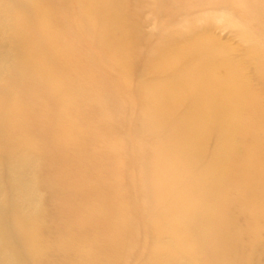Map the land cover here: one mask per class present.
Instances as JSON below:
<instances>
[{"label": "rangeland", "instance_id": "obj_1", "mask_svg": "<svg viewBox=\"0 0 264 264\" xmlns=\"http://www.w3.org/2000/svg\"><path fill=\"white\" fill-rule=\"evenodd\" d=\"M21 1V2H20ZM60 1L61 0H31L30 2H31V4H32V6L30 5V3H29V6L28 7H32V9H36V10H31V7L29 8V10H27V6H25L24 5V1L23 0H14V3H11V5L9 6V5H7L6 3H5V1L4 0H0V8L2 9H0V11H4V12H6L7 13V15L10 13L11 15L10 16H15L16 18H17V21H19V25L17 24L18 22H15V24L17 25V27L15 28V27H13V26H11V24H10V26H9V22L11 21L12 23L15 21L14 19H16L15 17H14V21H12V20H9L8 19V21L7 20H5L6 22H8V23H3V22H5V21H2V22H0L1 24V27H0V44H3V45H6L5 47V49H6V53L4 54V56L6 55L7 57H9L10 56V58H5L4 56H2V59H4L5 58V60H6V62L7 63H9V65L11 66H7L8 68H7V70L9 71V72H6V73H8L9 75H10V77H9V75L8 76H6V73H5V75L4 74H2V78H1V75H0V78H1V81H2V79H3V77L4 76H6V77H8L6 80H7V82H6V80L4 81V79H3V81L5 82V83H3V81H2V83H1V81H0V85H2L3 86V84H4V86H3V91H5V93H3V91L1 90L2 88H0V94L2 95V96H6V97H2V96H0L1 97V99H0V106H1V109H0V114L2 113L1 111L3 110V115H1V117L0 118H2V116H4L3 117V119H0L1 120V122H2V124H0L1 125V127H0V139H1V141H0V145L2 144V146H0V161H2V158L3 159H5L7 156H8V152H11V153H13V152H17V150H19L20 149V151H22L23 150V152L22 153H20V151H18V153H16L15 152V154H10L9 153V155H10V157H16V158H18V156H25L24 158H29V156H30V160L32 161V166H34L35 168V171H34V173H30V175H29V178L32 180V182L34 181V178H35V181H37L38 182V184H36L37 182H33V183H35V184H33V188H34V190H33V196H32V204H31V208L33 207V208H35L36 210H37V212H36V217H37V220H41L42 219V221H43V223L44 222H46L45 223V226L49 229H47L46 227L42 230L41 229V231L40 232H38L36 235L38 236H36V239L41 243L42 242V244H48L49 246H51L50 248V251L47 253V254H45V256H44V262L42 263V264H61V263H66L67 261H70V263H72V264H107L109 261V263L108 264H110L111 262H112V264H125V263H127V264H155V262L153 263V260H152V258L154 259V256H153V254L155 253V245H152V243L154 244V242L152 241L153 239H154V237H155V234L157 233V231H156V229L153 227V226H151L152 227V229H151V227L150 226H148V224L150 225V221L152 220V218L154 219V218H156V217H158V213H148V211H146V210H144L145 209V204H144V200L145 199H141L142 197H145L146 198V195H145V193H144V185H146L144 182L145 181H143L142 179H143V177H142V175H140L141 173H140V170L138 171L139 173H137V166L139 167V162H135V161H138V160H140V159H142V157L144 156V158L142 159L143 161H144V159L146 158L145 157V155L146 156H148L149 158H147V159H145V161H148L147 163H143V162H141L140 161V164L142 163V165H144L145 164V166H146V164H147V166H152L153 165V163H151L152 161H151V157H153V156H149V155H152V153H153V151L152 152H150L151 151V149L153 148V145H155L156 147V149H157V151L158 152H163V153H166V152H170V148H165V147H163V150H162V147H161V149H160V147L157 145V144H159L160 145V141H162L161 140V138H159V136H158V133L157 134H155L156 132L154 131H149L148 132V130H141L142 132H141V134L139 135V133H140V131H139V129L141 128H138L137 127V125L135 124V123H138V124H141V125H138V126H142L143 124H144V122L146 121V119H148V118H150L149 116H153L152 114V112H148L147 110H144V109H149L152 105V102H151V98H146V96H147V93H146V91H145V88L147 87H150V86H154L155 85V83H152V82H156L155 80H157V79H160L161 81H162V79L163 78H166L167 76H168V73H169V71L166 69L165 71L164 70H158V69H156L155 70V67H157V66H161V65H163V63L162 62H160L161 60H164V58L166 57L167 59L169 58V56L171 55L170 53H168V52H171L172 50H171V46H176V44L175 45H171V44H173L172 42H174L173 40H171V38L173 37V35H175L176 34V37H178V35H180L181 37H179V40H178V38H176L175 39V36L173 37V39H175V40H177V43H181V45H183L182 47H188V44H192L193 45V43H195V41L196 40H201V41H206V43L208 44V45H210L211 47H210V52L212 53L213 52V54H214V52H218V53H216V54H218V55H222V57H224L225 59H228V60H230L231 62H232V65L234 66V69L231 67L230 69H228V71H225L226 72V75H225V72H222V75L224 74V76H227V75H229V76H236L239 80H240V82H243L242 84L244 85V86H247V87H252V88H254V89H252L251 90V88L249 89L248 88V90H247V97L248 98H250V99H256V101H257V103L260 105V107H259V105H257V107L261 110V111H264V101H262V100H264V72H262V73H259L257 70H256V63L255 62H253V61H250L249 62V60H248V56H247V54L249 55L250 54V52H249V50L246 48V42L244 41V39H242L240 36H239V34H238V32H237V30L238 29H240V28H242V29H244L246 32H247V34L249 35V39H248V42L251 44V45H253V46H259V45H261V47L259 46L258 48H260L261 50L264 48V5H263V3L262 2H264V0L263 1H260L259 0V3H258V0H254L255 1V6H254V9L252 8V9H250L249 7H246L245 5H246V2L244 1V0H226V1H228L227 3L229 4H226V3H223V5H222V3H220V0H215V1H213L212 3H216L217 5L220 3L221 5H222V7H221V5H219V6H217V5H214L213 7L214 8H216L217 9V7L219 8V9H222V13L220 14L219 13V11H221V10H219V9H217V11L218 12H214L215 10H213L212 11V9H214V8H212V3L210 2V0H201L200 1V3L198 4V2H199V0H192V1H186V0H178L180 3H177V1L176 0H172L173 2H171L170 1V3H172V4H170L169 3V0H168V4H167V0H161V2H159L158 0H153V1H150V0H145V1H147L146 3L147 4H154V1H156V5L158 6L157 8L160 10H158V12H160V17H161V15H162V17L160 18L158 15H159V13L158 12H156L157 11V9H155L156 7H155V5H154V9H153V7L151 8V7H149V5H147L146 3H145V1L144 0H139V1H137V0H134L133 2L131 1V0H126L125 2L123 1V3H124V7L122 8L123 9V13H125V14H123V19H122V21H123V23L124 24H126V25H124L125 27H124V30H122V32H121V37H123V36H125L126 35V37H123V38H125V39H121V37H117L118 35L120 36V34H112V37H113V39L116 37V39H112V38H109L107 41H102V40H97L98 38H96V36L95 35H93L94 34V32L95 33H97V31H98V29L102 26V27H104L105 25H107V23H106V20L105 19H102L103 20V22H102V20H101V22H100V24L101 25H96V22H92L93 23V25H91L90 24V21H88V20H84L83 18V20L81 19V17H84L85 18V16L87 17V15H90V13L91 12H89V14L88 13H86V12H88V11H90L91 9H90V7H92L93 6V8L94 7H97L98 5L96 4V6L94 5V4H90V0H88V2H89V4H87V0L84 2L83 1V3H82V0L81 1H79L77 4H75L74 3V5L76 6V7H74V5H73V2H77L76 0H64V2H62L61 1V3H60ZM67 1V2H66ZM112 1H114V0H111V2ZM149 1V2H148ZM162 1H165V4H167L168 6H165V4H164V2H163V4H159V3H162ZM188 2V5H190V4H193V5H197V7H198V9L200 8V4H201V9H200V11H198V10H196V9H194L193 8V5H191L192 6V8H191V6H188L187 5V3L186 2ZM193 1H195V3H192ZM208 1V2H207ZM35 3V4H33V3ZM37 2V3H36ZM65 2L68 4V2H69V5L67 6V5H64L65 4ZM91 2L92 3H94L92 0H91ZM129 4H128V3ZM130 2H132L134 5H133V8H132V4H130ZM138 2H139V4L140 5H142V7H144L145 5L144 4H146L147 6V8L148 9H153V11L152 10H147L146 11V8L144 7V9H141V11L142 10H145V11H143L144 12V14H143V12L141 13V11L139 10V8L141 7H137V6H139V4H138ZM142 2H144V4H142ZM152 2V3H151ZM175 2V3H174ZM190 2V3H189ZM202 2V3H201ZM203 2H205L204 4H203ZM243 2V3H242ZM87 4V5H85L86 6V8L88 9V10H86V8L84 7V5L83 4ZM97 3V2H96ZM132 8V9H134V12H133V10L130 8V7H127V8H130V9H127V8H125L126 7V5L127 4ZM137 3V4H136ZM206 3H208V4H210L211 3V7H210V5H207ZM20 4H23V5H20ZM58 4V5H57ZM82 4V5H81ZM179 4V5H178ZM186 4V5H185ZM207 6H206V5ZM262 4V5H261ZM34 5H36V6H38V7H40V8H38V10H37V8H33V6ZM58 6L57 8H56V6ZM70 5H71V7H70ZM82 6V8H85V11H83V10H81V11H83V12H85L84 14H85V16H82L83 15V13L79 10H74V9H76V8H79L78 6ZM89 5H92V6H89ZM123 5V4H122ZM127 5V6H128ZM150 5V6H151ZM163 5V6H162ZM174 7H173V6ZM177 5V6H176ZM181 5L183 6V7H181ZM23 6V7H22ZM60 6H62L61 8V10H59V8H60ZM64 6V7H63ZM66 6V7H65ZM73 6V7H72ZM81 6H80V9H82L81 8ZM88 6H89V8H88ZM165 6V7H164ZM178 6H180V7H178ZM185 6V7H184ZM204 6H206V7H204ZM211 8V9H209V7ZM216 6V7H215ZM226 6V7H225ZM263 6V7H262ZM5 9H4V8ZM12 7V8H11ZM22 7V8H21ZM35 7V6H34ZM141 7V8H142ZM187 7H190V9L189 8H187ZM195 8H197L196 6H194ZM8 8H10V10H9V12H7V11H5L6 9H8ZM42 8V9H41ZM73 8V9H72ZM162 8V9H161ZM174 8V9H173ZM181 8L183 9V11H181ZM186 8V9H185ZM203 8H205V9H203ZM206 8L207 9H209V10H207V12H206ZM225 8V9H224ZM256 8H258L259 10L257 11V9ZM23 9H25V10H23ZM70 9V10H69ZM72 9V10H71ZM90 9V10H89ZM95 9V8H94ZM126 9V10H125ZM168 11H167V10ZM171 9H172V12H171ZM177 9V10H176ZM180 9V10H179ZM187 9H188V11H190L191 10V12H189V15H190V13H191V15L189 16L187 13H184V11L186 12L187 11ZM224 9V10H223ZM233 9V10H232ZM235 9V10H234ZM14 10H16V11H14ZM40 10H43L44 11V13H43V11H40ZM130 10H132V11H130ZM263 10V11H262ZM23 11V12H22ZM60 11V12H59ZM68 11H69V13H68ZM78 13L79 12V14L81 15H79V14H77L76 15V12ZM126 11H129V16H127L126 17V15H128V13L126 12ZM149 11V12H148ZM151 11L153 12V13H151ZM174 11H178L180 14H178V15H180L179 16V20L178 19H175V17L177 18L178 16H173L174 18H172V20L170 19L169 21L170 22H173L174 20H177L175 23H174V25L175 24H177V22H182V23H180V24H178V25H176V27L178 26V28L177 29H180L181 27H182V25H184L183 23H185V25H186V18H187V20L189 19H191L190 21L188 20V22H189V24L192 22V18H194L195 16H196V20L193 22V23H191L190 25L189 24H187V26H189V27H187V28H185L184 26V28L187 30V33H185V29H181V31L183 32V33H185V34H189V36H186L185 34H178L179 33V31L180 30H178V33H176L177 32V29L175 28V34L173 33V32H171V30L170 29H167L166 27H168V28H172L173 30H174V26H172L173 25V23H170L169 21H167V22H169L168 24H166L167 22H164V20H163V22L165 23V24H163L162 22H159V20H162V18H164V16L166 15V17H170V14H171V16L175 13ZM209 11H211V13H209ZM227 12V14L226 13H224V12ZM252 11H256L257 12V14L255 15V14H253V12ZM261 11V12H260ZM16 12V13H15ZM27 12V13H26ZM35 13V15H34V13ZM39 12H40V14H43V15H39ZM59 12V13H58ZM133 12V13H132ZM147 12H148V14L149 15H147ZM174 12V13H173ZM196 12V13H195ZM207 13V16L206 15H204L203 13ZM228 12H229V14H228ZM260 12V13H259ZM262 12H263V14H262ZM15 13V14H14ZM26 13V14H25ZM62 13V14H61ZM68 13V14H67ZM135 13V14H134ZM140 13L141 14H143L144 16H145V18H146V20H147V22L149 21V18L151 19L152 18V16L151 15H153V19L152 20H155V22H153L152 20H151V22H149V24L150 23H154V24H152V25H149L146 21H144V17H142V15H140ZM150 13H151V15H150ZM158 15H157V14ZM170 13V14H169ZM182 13H184V14H182ZM205 13V14H206ZM217 13V14H216ZM233 13H234V15H233ZM259 13V14H258ZM22 14H24V15H22ZM47 14V15H46ZM64 14V15H63ZM154 14H156V15H154ZM193 14V15H192ZM226 14V16H231V18H228V17H226V16H224ZM262 14V15H261ZM50 15H52V16H50ZM59 15V16H58ZM76 15V16H75ZM183 15H186L185 17H183ZM188 15V16H187ZM203 15V16H202ZM212 15H214V16H212ZM258 15H260V16H258ZM9 16V15H8ZM7 16V17H8ZM40 16H42V18H44V20L45 21H47V22H45V21H42L43 19L42 18H40ZM47 16V17H46ZM58 16V17H57ZM60 16L62 17V19L60 18ZM67 16V17H66ZM140 16V17H139ZM192 16V17H191ZM210 16H212V17H214V19L212 18V17H210ZM254 16L256 17V18H254ZM39 17V18H38ZM69 17H70V20H69ZM74 17L75 18H77V20L76 19H74ZM89 17H92V16H88V19H89ZM149 17V18H148ZM154 17L158 20L157 21V23H156V19H154ZM180 17H182L181 19H180ZM189 17V18H188ZM203 17V18H202ZM210 19H209V18ZM261 17V18H260ZM8 18H10V17H8ZM11 18H13V17H11ZM64 18H66V19H64ZM130 18V20H128ZM137 19V21L136 20H133V19ZM139 18H140V20H142V22H140V20H139ZM160 18V19H159ZM183 18H185V20H183V21H185V22H183V21H180V20H182ZM202 18V19H201ZM206 18L208 19V20H211V21H207L206 20ZM237 18V19H236ZM240 18V19H239ZM263 18V19H262ZM40 19H42V20H40ZM79 19H81V20H79ZM87 19V18H86ZM92 19V20H91ZM131 19L133 20L132 22H131ZM169 18H165V21L166 20H168ZM174 19V20H173ZM198 19V20H197ZM199 19H200V21H199ZM204 19V20H203ZM261 21H259V20ZM34 20H36V21H34ZM40 20V21H39ZM62 20V21H61ZM75 20V21H74ZM89 20H91V21H94L93 20V18H90ZM225 20V21H224ZM54 21V22H53ZM64 21V22H63ZM73 21V22H72ZM76 21H78L77 22V24H75V22ZM79 21L81 22V23H79ZM83 21H85L84 23L86 24L87 22V24L85 25V24H83ZM87 21V22H86ZM137 23H136V22ZM140 22V24H141V26L139 27V28H141V29H136V33L137 34H140V36H138V38H137V36H136V33H133V32H127V30H132V27H134V26H132V24H137L138 26H139V22ZM198 21V23H197V26L195 25V22H197ZM203 21H206V22H208V24H209V22H210V24L207 26L205 23L206 22H204V23H201V22H203ZM10 22V23H11ZM32 22V23H31ZM34 22V23H33ZM44 22V24H41V23H43ZM71 22L73 23V24H71ZM160 23V26H166L165 28H166V32H164V30L162 29L163 27H161V29L163 30V31H159L158 32V30H157V32H155L156 30H155V28L154 27H156V28H158V27H160L158 24ZM187 22V23H188ZM226 22V23H225ZM256 22V23H255ZM54 25H53V24ZM63 25H62V24ZM64 23H66V24H64ZM68 23V24H67ZM102 23H103V25H102ZM257 23H258V25H257ZM6 26H5V25ZM97 24H99V22L97 23ZM147 24H148V26H147ZM158 25V27H157V25ZM199 24V25H198ZM252 24H254V26H256V28L257 29H259V30H257L254 26H252ZM23 25V26H22ZM25 25V26H24ZM47 25V26H46ZM56 25V26H55ZM72 25H74L75 27H73ZM91 25V26H90ZM97 27H96V26ZM154 25V26H153ZM169 25H171V26H169ZM193 25H195L196 27H197V30L195 29V27H193L194 29H193V31L191 30V26H193ZM235 25V26H234ZM9 26V27H8ZM20 26V27H19ZM64 26H65V28H64ZM79 26V27H78ZM88 26V28H90V30H86L85 31V27H87ZM90 26V27H89ZM144 26V27H143ZM201 26V27H200ZM232 26V27H231ZM39 27H43L44 29H41V28H39ZM50 27V28H49ZM68 27V28H67ZM77 27V28H76ZM81 27H82V29H84V31L83 32H81L80 30H81ZM84 27V28H83ZM92 27V28H91ZM93 27H94V29L95 30H93ZM127 27V28H126ZM182 27V28H183ZM200 27V28H199ZM223 27V28H222ZM252 27H254V28H252ZM262 27H263V30H262ZM8 28V29H7ZM28 28V29H27ZM39 28V29H38ZM71 29V30H65V29ZM79 28H80V30H79ZM164 28V29H165ZM190 28V29H189ZM198 28H199V30H198ZM227 28H229V29H227ZM2 29V30H1ZM11 29H13V30H11ZM20 29H22L21 31H24L25 32V34H26V39H25V41L24 42H22V46H21V53L19 52V50H15V38H16V36H17V33L19 32V30ZM50 29V30H49ZM51 29H55V32L53 31V30H51ZM62 29V30H61ZM77 29V30H76ZM145 29V30H144ZM147 29V30H146ZM153 29L155 30V31H153ZM27 32H26V31ZM60 30H61V32H60ZM144 30V31H143ZM172 30V31H173ZM207 30V31H206ZM252 30H254V32L256 33L255 35H254V32L252 33ZM260 30H262V31H260ZM10 31L12 32V33H10ZM42 31V32H41ZM44 31L46 32L45 34L47 35V33H48V35L46 36L45 34H44ZM53 31V32H52ZM57 31V32H56ZM70 32V34H72L71 36H70V34H68V32ZM73 31H75V33L73 32ZM93 33H92V32ZM151 31V32H150ZM170 31L173 35H171V33H170V36L168 35L169 33L168 32ZM180 31V32H181ZM200 31V32H199ZM229 31V32H228ZM236 31V32H235ZM5 32H7V33H4ZM10 34H9V33ZM15 32V34H13ZM42 34H41V33ZM53 34H52V33ZM65 32H67V33H65ZM81 32V33H80ZM88 32V33H87ZM91 32V34H89ZM125 32H127L126 34H125ZM155 32V33H154ZM192 33V36H190L191 35V33ZM257 32H259L258 34H257ZM261 32H263V33H261ZM74 33V34H73ZM79 33V34H78ZM87 34V36H85L86 34ZM133 34L132 35V38H131V35L130 34ZM147 35H150V37L151 38H153V40L150 38V37H146V34ZM161 33H164L163 35H168V37H170V38H167V36H166V39H168V40H166L163 36V38H162V40L163 39H165L166 41H167V44H168V42L170 43V41H172L171 42V44H168V45H170V47H168V45L165 47V45L164 44H166L165 42H162V40H161V38L159 39V37H160V35H161ZM13 34V35H12ZM65 34H67L68 36H67V38H66V35ZM123 34H125V35H123ZM144 34H145V36H144ZM152 34V35H151ZM178 34V35H177ZM201 34V35H200ZM261 34H262V36H261ZM10 35H12L11 37H10ZM55 35V36H54ZM62 35H64V36H62ZM157 35V37H158V39L155 37ZM183 35H185V36H183ZM205 35V36H204ZM211 35H212V37H211ZM236 35H237V37H236ZM252 35V36H251ZM258 35V36H257ZM49 36V37H48ZM53 36V37H52ZM60 36V37H59ZM72 36H74L73 37V39H72ZM90 36V37H89ZM93 36H95V37H93ZM127 36H128V39H133V40H128L127 39ZM130 36V37H129ZM133 36H135V39H134V37ZM206 36H208L209 37V39H208V37H206ZM239 36V37H238ZM34 37H36V38H34ZM52 37V38H51ZM96 38V39H93V38ZM144 37H146V38H144ZM183 37H185L184 38V40H180V39H182ZM5 38H7V39H5ZM12 38H13V40H12ZM38 38V39H37ZM45 38V39H44ZM67 39V40H65V39ZM71 38V39H70ZM84 38H85V40H84ZM90 41V39L92 40L93 39V41H88L87 39ZM119 38V39H118ZM144 38V39H143ZM147 38H148V40H147ZM199 38V39H198ZM207 38V39H206ZM239 38V39H238ZM255 38V39H254ZM258 38H260L259 40H257ZM11 39V40H10ZM37 39V40H36ZM40 39V40H39ZM60 39V40H59ZM117 39H118V41H120L121 42V45H119L118 44V41H117ZM142 39V40H141ZM149 39H151V42L149 41ZM155 39H157V40H155ZM185 39H187L186 41H185ZM205 39V40H204ZM213 39H215V40H213ZM8 40H9V42L11 43H7L8 42ZM39 40V41H38ZM43 40V41H42ZM53 40V41H52ZM79 40V41H78ZM110 40V41H109ZM117 41L116 43L115 42H113V41ZM125 40V41H124ZM128 40V41H127ZM140 42H139V41ZM143 40H146L147 41V43H146V41H143ZM164 40V41H165ZM7 41V42H6ZM31 41V42H30ZM36 42L37 43V45H36V43H34V42ZM67 41V42H66ZM86 41V42H85ZM98 43L97 41H99V47H98V45L95 43ZM100 41H101V43H100ZM141 41H143L142 43H141ZM154 41H157V42H154ZM159 41H161V43L159 42ZM183 43H182V42ZM255 41H257L256 43H255ZM262 41V43H263V45H262V43H260ZM5 44H4V43ZM40 43V46H39V43ZM64 43V44H62V46L60 45L61 43ZM77 43V44H75V43ZM87 42H89L88 44H87ZM102 42H105L104 44L102 43ZM110 42H112L114 45H116V47L114 46H111L112 45V43H110ZM119 42V43H120ZM136 42H137V44H136ZM139 42V43H138ZM152 42H153V44H152ZM187 44H186V43ZM191 42V43H190ZM217 44V45H219V46H217L215 43ZM7 43V44H6ZM53 43V44H52ZM70 43L72 44V45H70ZM94 43H95V45H94ZM122 43H123V46H122ZM125 43H128V44H125ZM130 43H132L131 45H130ZM154 43H155V45H154ZM176 43V42H175ZM180 43L179 44H177L178 45V47L180 46ZM186 44V46H185V44ZM257 43L259 44V45H257ZM13 44V45H12ZM33 44H35V45H33ZM50 44H51V46H50ZM59 44V45H58ZM100 44H102V46L104 45V47L102 48V46L100 45ZM109 44V45H108ZM124 44L126 45V46H124ZM139 44V46L137 47L136 45H138ZM150 44V45H149ZM153 45V47H151V49L149 48L150 46H152ZM159 44V45H158ZM161 44H162V46L164 45V50L168 47L171 51H168V49L166 50V51H168L167 52V54L169 55H165L164 54V52H163V49H161L159 46H161ZM215 44V45H214ZM69 45V46H68ZM88 45V46H87ZM119 45V46H118ZM147 45V46H146ZM149 45V46H148ZM156 45H158V47L156 46ZM212 45L214 46L213 48H212ZM56 46V47H55ZM92 46V47H91ZM118 46V47H117ZM127 46L128 47H133V49L135 50V49H137V48H141V50H139V52H137V54L136 55H134V54H132V51L133 52H136V51H138V50H136V51H134L133 49L131 50V49H129V48H127ZM143 46H144V49H143ZM217 46V47H216ZM262 46H263V48H262ZM12 47V48H11ZM24 47V48H23ZM50 47V48H49ZM53 47V48H52ZM54 47H55V50H60L61 51V53L63 54V56H62V54L60 53V51H55V50H53L54 49ZM60 47V49H58ZM73 47V48H72ZM75 47H79L78 49L77 48H75ZM82 47V48H81ZM95 49H100V47H101V51L100 50H98L100 53H98V51L97 50H95ZM96 47H98V48H96ZM122 47V48H121ZM134 47H136V48H134ZM145 47H148L147 49L145 48ZM256 47V48H257ZM10 48H11V51H12V53H11V51H10ZM39 48H41V49H39ZM62 48V49H61ZM106 48L107 49H110V50H106ZM119 48H120V50H122V51H120L119 50ZM155 48V49H154ZM156 48L157 49H159L158 51H160V50H162V51H160L162 54V56H161V60L159 59V61H157L156 59H158L160 56V52H158L159 53V55H158V53H157V55H154V53H155V51H157L156 50ZM173 48V47H172ZM177 48V47H176ZM176 48H173V50L174 49H176ZM215 48H216V50H215ZM226 48H227V50H226ZM246 48V49H245ZM27 50V52H26V50ZM52 49V50H51ZM64 49V51H62ZM72 49V50H71ZM76 49H77V51H76ZM83 49V50H82ZM90 49H92V50H90ZM114 49V50H113ZM124 49V50H123ZM128 49V50H127ZM213 49H214V51H213ZM8 50V51H7ZM50 50V51H49ZM82 50V51H81ZM87 52H86V51ZM94 50V51H93ZM106 50V51H105ZM117 50H119V51H117ZM131 50V51H130ZM144 50V51H143ZM146 50V51H145ZM148 50V51H147ZM155 50V51H154ZM9 51H10V54H9ZM43 52V54H42V52ZM52 51L54 52V53H52ZM81 51V52H80ZM89 51L91 52V53H89ZM114 51V52H113ZM117 51V52H116ZM128 51V52H127ZM149 51H151L150 53H149ZM152 51H154L153 52V54H152ZM236 53H235V52ZM263 51V54H264V50H262ZM25 52V53H24ZM39 52H41V53H39ZM56 52V53H55ZM64 52H65V54H64ZM70 52H72V53H70ZM77 52V53H76ZM106 52V53H105ZM109 52H113L114 54H116V55H112V56H110L109 57ZM130 52H131V54H130ZM142 52H144V54L142 53ZM146 52H147V54H146ZM209 52V53H210ZM220 52H221V54H220ZM19 53H20V56H19ZM26 53H28V54H26ZM36 53V54H35ZM46 53V54H45ZM82 53V54H81ZM92 53H93V58H91L90 59V57L89 56H91L92 55ZM96 53V54H95ZM102 53V54H101ZM120 53L122 54V56H123V54L125 55V56H130L131 58H132V56L134 57V59L132 60L130 57H129V59L130 60H132V61H130V60H128V57H122L121 55H120ZM126 53V54H125ZM143 55H142V54ZM166 53V52H165ZM210 53V54H211ZM242 53V54H241ZM50 54V55H49ZM81 54V58H80V55ZM87 54H89V55H87ZM150 54V55H149ZM156 54V53H155ZM224 54V55H223ZM226 54V55H225ZM234 54V55H233ZM18 55V56H17ZM31 55V57H29ZM40 55H41V59L44 61L48 56H49V58H47L48 60H45L46 62H43L41 59H40ZM48 55V56H47ZM55 55V56H54ZM61 55V56H60ZM65 55H67V56H65ZM78 55V56H77ZM100 57H99V56ZM104 55H105V57L106 56H108L109 57V59H105V58H103V60H102V57H104ZM120 55V56H119ZM137 55H138V57H137ZM146 55H148V57L146 56ZM154 57H153V56ZM24 56V57H23ZM38 56H39V58H38ZM47 56V57H46ZM59 56V57H58ZM65 56V57H64ZM95 56V57H94ZM96 56H97V58H99L97 61H96ZM118 56V57H117ZM146 58H145V57ZM151 56V57H150ZM163 56H164V58H163ZM168 56V57H167ZM245 56V57H244ZM264 56V55H263ZM35 57V58H34ZM51 57V58H50ZM58 57V58H57ZM89 57V58H88ZM92 57V56H91ZM108 57H106V58H108ZM115 57H117L118 59H119V57H120V59L118 60V62H120V60H121V63L120 64H118V66H123L124 67V65H123V62L124 61H127L128 60V62H129V64L131 65V64H133V65H129V68H128V65L127 66H125V67H127V68H125L124 67V69L125 70H123L122 71V73L124 74L125 73V75L126 76H124L123 74V76H124V78L126 79V82L125 81H123L124 83H128V85L126 84V86L125 85H122V84H124L123 82H122V79L124 80V78H122L123 76L122 75H118L119 73H120V71L118 72V66L116 65V66H114L115 64H117V62L115 63V62H113V59H116ZM153 57V58H152ZM157 57V58H156ZM18 58H20V59H22V61H23V58H24V61H25V63L23 62L22 63V61H20V59H18ZM30 58V59H29ZM32 58V59H31ZM45 58V59H44ZM86 58H88V59H86ZM96 58V59H95ZM121 58H123V59H121ZM135 58H136V60H135ZM140 58H145L144 60L142 59H140ZM163 58V59H162ZM14 59V61L11 63V61ZM16 59H18V63H14V62H16ZM29 59V61H31V63L30 62H28V61H26V60H28ZM34 59H37L36 61H33ZM105 59V60H104ZM112 59V60H111ZM139 59H140V61L141 62H139ZM149 59V61H147ZM153 59V60H152ZM167 59H165V61L167 60ZM242 59H244V60H242ZM249 59H250V56H249ZM39 60V61H38ZM41 60V61H40ZM83 60H85V61H83ZM90 60H91V63H90ZM94 61V63H92L93 61ZM108 60V61H107ZM111 60V63L109 62ZM138 60V61H137ZM156 60V62H157V64L158 65H156V62H153V61H155ZM197 60V59H196ZM51 61H52V63H51ZM74 61V62H73ZM99 61V62H98ZM104 61V63L102 64V62ZM116 61H117V59H116ZM123 61V62H122ZM143 61V62H142ZM164 61V62H165ZM198 61V60H197ZM196 61V62H197ZM248 61V62H247ZM30 63V64H33L34 62V64H35V67H32V70H34L33 72L30 70L31 69V66H30V64L28 65V63ZM39 63V65H38V63ZM43 62V63H42ZM49 64H48V63ZM112 62L113 63H115V64H112ZM132 62V63H131ZM138 62V64H135V63H137ZM144 62H146V63H144ZM195 61H194V65L195 66H193L192 65V63L191 62H189L188 64V67H186L187 69H195V68H197L198 66H196V63ZM27 63V64H26ZM37 63V64H36ZM88 63V64H87ZM89 63H90V65H89ZM102 64V66H104L105 65V63H106V65L104 66V67H102V69L100 68L101 67V64ZM127 63V62H126ZM139 63H141V66H143L142 67V69H144V68H146L145 70H146V72H147V74H146V72H145V70L143 71V73L142 72H140L139 70L141 69V67H140V65H139ZM144 63V64H143ZM160 63V64H159ZM237 63V64H236ZM249 65H248V64ZM34 64L32 65V66H34ZM128 64V63H127ZM156 65V66H153V65ZM213 64L214 63H210V65H211V67L213 66ZM239 64V65H238ZM18 65H19V67H18ZM26 65H27V68H26ZM36 65H37V67L39 68V70L41 69V71H36V70H38V68L36 67ZM108 65H109V68L113 71H111L109 68H108ZM139 67H138V66ZM150 65H152L154 68H150V69H148V67H152V66H150ZM186 65H187V63H186ZM193 67H192V66ZM197 65H198V62H197ZM241 65V66H240ZM15 66V67H14ZM20 66H22V67H20ZM46 66V67H45ZM90 66V67H89ZM96 66H98V67H96ZM111 66V67H110ZM120 67L119 69H121V68H123V67ZM135 66L137 67V69L135 68ZM145 66V67H144ZM191 66V67H190ZM242 66H244V67H242ZM252 66H254V68L252 67ZM16 67H18L19 69L20 68H22L23 70H17L18 68H16ZM95 67V68H94ZM132 67V70L130 71V73L128 74V70H130V68ZM13 68H16V69H14V73L12 72V70H13ZM37 68V69H36ZM48 68V69H47ZM104 68V69H103ZM138 68H140V69H138ZM239 68V69H238ZM29 70V72H28V70ZM108 70V73H110L113 77H111V75H107L108 73L106 72V71H104V73L102 72L103 70ZM114 69H115V71H114ZM134 69H136L137 71L135 72V73H133L135 70ZM142 69H141V71H142ZM148 69V70H147ZM153 69L155 70V71H157V72H155V71H153ZM248 69V70H247ZM15 70H17V71H15ZM24 70H25V72H28V74L27 75H29V77L26 75V73L24 72ZM27 70V71H26ZM49 70V71H48ZM100 70H101V72L103 73V74H105L106 73V75H102L101 73H100ZM150 70H152V71H150ZM227 70V69H226ZM240 70H241V72H240ZM251 70V71H250ZM18 71H21L20 73H22V71H23V73H25L24 75L25 76H23V73L21 74L22 76H17L16 75V73L18 72ZM47 71H48V75L50 76V78L49 77H47L48 75H47ZM95 71H96V73H95ZM231 73H234V74H231ZM237 71L239 72V74H237ZM256 71H257V73H256ZM31 72V73H30ZM35 72V73H34ZM40 72H44L43 74L41 73V76H40V74L39 75H37V73H40ZM115 72H118V73H115ZM139 72V73H138ZM145 72V73H144ZM149 72V73H148ZM201 72H203V71H199V72H197L196 74H195V76H194V78H198V77H200L201 76ZM236 72V73H235ZM251 72V73H250ZM46 73V74H45ZM95 73V74H94ZM97 73H99V74H97ZM113 73H115V76H114V74ZM140 75V77L141 76H145V77H142L141 79L143 80H141V79H139L140 77H139V75ZM153 73V74H152ZM199 73H200V75H199ZM241 73V74H240ZM244 73V74H243ZM257 75H256V74ZM30 74H31V76L33 77V81H34V83H36V85H33L34 83H33V81L31 80L32 79V77H30ZM34 74V75H33ZM37 76H36V75ZM54 74V75H53ZM121 74V73H120ZM134 74V75H133ZM146 74V75H145ZM149 74V75H148ZM151 74V75H150ZM158 74V75H157ZM198 74V75H197ZM260 74V75H259ZM14 75H16V76H14ZM46 77H44V76ZM47 75V76H46ZM130 75H133L132 77H130ZM136 75V76H135ZM148 75V76H147ZM164 75V76H163ZM203 75H204V72H203ZM221 75V74H220ZM221 75V76H222ZM241 76V78H242V76H243V78L241 79V78H239L240 76ZM244 75H249L248 77L247 76H244ZM263 75V76H262ZM11 76H13V77H11ZM70 76V77H69ZM98 76H101V77H98ZM104 76H106V78L104 77ZM129 76V77H128ZM146 76H147V78H146ZM154 76V77H153ZM197 76V77H196ZM254 76V77H253ZM257 76V77H256ZM259 76H262V77H259ZM21 77H27V78H29V79H27L26 80V78H25V80L23 79V78H21ZM35 77H36V79H35ZM39 79H38V78ZM122 79H121V78ZM137 77V81L135 80V78ZM157 77H160V78H157ZM245 77V78H244ZM252 77V79H248V78H251ZM43 79V81L44 82H42V80L41 79ZM114 78V80H111V79H113ZM146 78V79H145ZM152 80H151V79ZM155 80H154V79ZM157 78V79H156ZM256 78H260V79H256ZM9 79V80H8ZM18 79V80H17ZM23 79V80H22ZM105 79V80H104ZM108 79V82H106V80ZM133 79H134V81H133ZM139 79V80H138ZM147 79H150L149 81L147 80ZM218 79H219V76H218ZM258 80L257 82H256V80ZM15 80V81H14ZM52 80H54V81H52ZM248 80H251V81H249V82H247ZM263 80V81H262ZM8 81L10 82L11 81V85L15 88V89H17L18 91H19V88L21 89V88H23V89H21L20 91H22L21 92V94H20V91L19 92H17V90H15L12 86H10V84L8 83ZM21 81V82H20ZM41 81V82H40ZM94 81V82H93ZM141 81V82H146V86H145V83H144V87L142 88L140 85H142L143 86V83H141V84H139V82ZM147 81H148V83H147ZM151 81V82H150ZM261 81V82H260ZM18 83V84H16V83ZM19 82H20V84H19ZM33 84H32V83ZM56 82V83H55ZM70 82V83H69ZM87 82V83H86ZM105 82V83H104ZM114 82V83H113ZM116 82V83H115ZM135 82V83H134ZM136 82H138V85L139 86H137V84H136ZM159 82V80L156 82V83H158ZM259 82H260V84H259ZM8 83V84H7ZM15 83V84H14ZM30 83V84H29ZM65 83V84H64ZM90 83V84H89ZM102 83H104L105 84V86H103V84ZM122 83V84H121ZM135 85V89L137 88V89H139V90H134V89H132L133 87H134V85ZM149 83H151L150 85H149ZM245 83V84H244ZM247 83H248V85H247ZM250 83H252V84H250ZM254 83H256V84H254ZM258 83V84H257ZM14 84V85H13ZM32 84V85H31ZM114 84V85H113ZM148 84V85H147ZM154 84V85H153ZM263 84V85H262ZM16 85H18V86H16ZM20 85H22V86H20ZM28 85V86H27ZM132 85H133V87H132ZM256 85V86H255ZM2 86H0V87H2ZM9 88H8V87ZM16 86V87H15ZM31 86H33V87H31ZM61 86V87H60ZM121 86L122 87H124V89L122 90V88H121ZM137 86V87H136ZM216 86V85H215ZM214 86V87H215ZM254 86V87H253ZM258 86H260V87H258ZM6 89H5V88ZM54 87H56V88H54ZM102 87H103V89H102ZM106 87V88H105ZM111 87H113L114 89H111ZM128 87H130V88H128ZM258 87V88H257ZM7 88L8 89H12V90H14L13 92H11L10 93V91H7ZM83 88V89H82ZM87 88V89H86ZM108 88H110L111 90H109ZM126 88V89H125ZM142 88V89H141ZM146 88V89H147ZM257 88V89H256ZM260 88V90H258ZM262 88H263V91H262ZM5 89V90H4ZM104 90V91H102V90ZM144 89V90H143ZM216 89H218V88H216ZM28 90H30V91H28ZM37 90V92H35L34 94H32V92L33 91H36ZM64 90V91H63ZM105 90H106V92H105ZM113 90V91H112ZM122 90V91H121ZM140 90H142L141 91V93L142 94H140ZM185 90V89H184ZM220 90V89H219ZM256 90H257V92L258 91H260L261 93H263V94H260V92L259 93H255L256 92ZM32 91V92H31ZM55 91V92H54ZM61 91V92H60ZM68 91V92H67ZM70 91V92H69ZM81 91V92H80ZM96 91H98V92H96ZM133 91V92H132ZM135 91H137L136 93H135ZM143 91H145V94L143 93ZM186 91V90H185ZM255 91V92H254ZM17 92V94H15ZM92 92V93H91ZM102 92H104V94L102 93ZM110 93V96H109V94L108 93ZM14 93V94H13ZM94 93H96L95 95H93ZM112 93H114V95L112 96ZM126 93V94H125ZM132 93H134V95H132ZM254 93H255V95H256V97L257 98H255V95H254ZM4 94V95H3ZM9 94L11 95V96H9ZM12 94H13V96H15L16 95V97H15V99H17V100H15V99H13V100H15V102L17 103V106L18 107H16L17 109H15L14 107H15V105H16V103L14 104V101H13V105H11L12 106V108L11 107H9L10 105H8L9 104V102H8V104L6 103L7 101H10V99H9V97H13L12 96ZM19 94V95H18ZM50 94V95H49ZM92 94V95H91ZM101 94V95H100ZM138 94L141 96H138ZM260 94V95H259ZM26 95V96H25ZM27 95H28V99H27ZM102 95H104V96H102ZM110 97V100H109V97ZM227 95H228V92L226 93V91H224V90H220L219 91V96H222V98L223 99H225L226 97H227ZM17 96H18V98H20L19 99V101H18V98H17ZM22 96H24V97H22ZM35 97V98H32V97ZM40 96V97H39ZM80 96V97H79ZM90 96V97H89ZM98 96L100 97V98H98ZM101 96L104 98V99H102L101 100ZM117 96V97H116ZM128 96V97H127ZM129 96H131L130 97V99L133 101L134 99H136L135 101H137L139 98V100L142 102V103H144V101H145V103L144 104H146V105H148L147 106V108H145L146 107V105H142L141 104V102H139V103H137L136 102V107H135V101H133L134 103H131L130 101V99H129ZM133 96V97H132ZM136 98H135V97ZM144 96V97H143ZM261 96V97H260ZM7 97H8V99H7ZM3 98V99H2ZM7 100H6V99ZM31 98V99H30ZM88 98V99H87ZM100 99V100H97V101H95V99ZM121 98V100H119ZM125 98H126V100H125ZM128 98V99H127ZM134 98V99H133ZM146 98V99H145ZM221 98V97H220ZM259 98H261V99H259ZM6 101H5V100ZM12 99V98H11ZM34 99V100H33ZM36 99V100H35ZM122 99L124 100V102L122 101ZM142 99V100H141ZM143 99H145L144 101H143ZM5 103V104H7V106L6 107H4V103H2V101ZM22 100H24V102H21ZM25 100H27V101H25ZM32 100L34 101V102H32ZM39 100H43V101H40L39 102ZM70 100H71V102H70ZM89 100V101H88ZM91 100H92V102H91ZM104 100V101H103ZM109 101V103H108V101ZM113 100V101H112ZM130 100V101H129ZM149 100V101H148ZM30 101H31V103H30ZM66 101V102H65ZM127 101H128V103H127ZM147 101V102H146ZM260 101V102H259ZM98 102V103H97ZM115 102L117 103V104H115ZM121 102H122V104L123 105H121ZM149 102V103H148ZM151 102V103H150ZM189 103H190V105H191V102L190 101H188ZM22 103H23V107H22ZM88 103V104H87ZM99 103H101V104H99ZM124 103H126L125 105H124ZM133 104L132 105V108L130 107L131 105H128V104ZM10 104H11V102H10ZM70 104V106H68ZM97 104V105H96ZM104 104V105H103ZM115 104V105H114ZM119 104V105H118ZM139 104H141L140 106H139ZM185 104V103H184ZM184 104H182L180 107H179V110L180 109H182L183 108V111L185 110V108H186V105L188 104H186V105H184ZM30 107H29V106ZM41 105V108H39V106ZM100 105V106H99ZM102 105H103V107H102ZM141 108H139L138 106ZM183 105L185 106V107H183ZM14 106V107H13ZM106 106V107H105ZM120 106V107H119ZM127 106H129V107H127ZM189 106V105H188ZM220 106V105H219ZM218 106V107H219ZM4 107V108H3ZM23 108V109H20V108ZM32 107V108H31ZM97 107H98V109H97ZM110 107V108H109ZM143 107V108H142ZM217 107V108H218ZM8 108H11V110L9 109L8 110ZM25 108L26 109H28V110H26L25 111ZM43 108V109H42ZM45 108V109H44ZM126 108V109H125ZM128 108H130V109H128ZM138 108H139V112H138ZM39 109H40V111H39ZM92 109V110H91ZM122 109H124V110H121ZM134 109H137V110H134ZM220 109V108H219ZM5 110V111H4ZM15 110V112L13 113V111ZM35 112H34V111ZM116 110V111H115ZM126 110H128V111H126ZM131 110V111H130ZM134 110V113L132 112ZM140 110H143V111H140ZM28 112L27 114V116H25V114L23 113V112ZM30 111V112H29ZM49 111V112H48ZM63 111V112H62ZM106 111V112H105ZM135 111H136V113H135ZM145 111H147V112H145ZM158 111V110H157ZM8 114H7V113ZM11 112V113H10ZM22 113V115H21V113ZM40 112V113H39ZM111 112V113H110ZM116 112V113H115ZM123 112V113H122ZM131 112V113H130ZM137 112H138V115H137ZM154 112V111H153ZM179 113H181L182 112V110H181V112L180 111H178ZM5 113V114H4ZM17 113V114H16ZM44 113V114H43ZM118 113V114H117ZM128 113H130V114H128ZM140 113V114H139ZM145 113H146V115L148 116V117H146L145 116ZM152 113V114H151ZM157 112L155 111V113L154 114H156ZM9 114H11L10 115V117L8 116ZM19 114V115H18ZM101 114V115H100ZM131 114H133V115H131ZM151 114V115H150ZM230 113H228V114H226V113H223V115L224 116H228ZM249 114V113H248ZM248 114H246L247 116H248ZM45 115H47V116H44ZM139 115H141V117L139 116ZM19 116H22L23 117V120L21 119L20 120V122L18 121V119H20L19 118ZM41 116H42V118H41ZM71 116V117H70ZM119 116H121V117H119ZM125 116H127V117H125ZM145 116L146 117V119H144L143 117ZM206 116H208V114H206V113H204L201 117H199L198 118V120L200 119H202V121H207V119H203V118H206ZM245 116V115H244ZM243 116V117H244ZM25 117V118H24ZM66 117V118H65ZM242 117V118H243ZM7 118H9V120L11 119V121H9V120H7ZM30 118H32V120L30 119ZM39 118V119H38ZM65 120H63V119ZM72 118V121L70 120ZM113 118V119H112ZM121 118V119H120ZM245 118V117H244ZM5 119V120H4ZM25 119H28L29 121L27 122V120H25ZM58 119V120H57ZM60 119V120H59ZM67 119V120H66ZM74 119V120H73ZM128 121H127V120ZM144 121H143V120ZM17 120V121H16ZM26 122H25V121ZM133 120H136V121H134L133 122ZM139 120H141V121H139ZM21 121L23 122V124L21 123ZM30 121H32V122H30ZM34 121H36V122H34ZM40 121V122H39ZM68 121V122H67ZM74 121H76V122H74ZM86 121V122H85ZM88 121V122H87ZM93 121V122H92ZM107 121H108V123H107ZM113 121H115L114 123H113ZM119 121V122H118ZM127 121V122H126ZM143 121V123H141ZM202 121H200V122H202ZM0 122V123H1ZM10 124H9V123ZM60 122H61V124H62V126H61V124H60ZM129 122V123H128ZM131 122V123H130ZM3 123H5L6 125L5 126H10V129L11 130H9L10 131V133H9V131H8V129L9 128H5L4 127V125H3ZM8 123V124H7ZM13 123V124H12ZM17 123V124H16ZM30 123V124H29ZM37 123V124H36ZM130 126V128H129V126L127 125V124ZM171 123V122H170ZM16 124V125H15ZM19 124H21L20 125V129H18V127H16V129L17 130H19L20 132H24V133H21V134H19L16 130L15 131H13L14 129H15V126H17V125H19ZM25 124V126H23ZM31 125V126H29V125ZM42 124V125H41ZM43 124H45L44 126H43ZM53 124V125H52ZM55 124H56V127H55ZM69 124H71V125H69ZM131 124H132V126H136V128L138 129H135V131L134 130H132V126H131ZM15 125V126H14ZM38 125H39V128H42L41 130L39 129L38 130ZM64 125H65V127H64ZM165 125V126H164ZM163 126H162V128H165V127H167V125L168 126H170V130H171V132L172 131H177L176 129L177 128H179L180 127V125L179 124H177V123H172V124H170L169 125V122H166L165 124H164ZM12 126H14V128H11ZM25 127V130H24V128L23 127ZM26 126H28V128H30V129H28V128H26ZM54 126V127H53ZM121 128H120V127ZM134 126V127H135ZM67 127V128H66ZM126 127H128V128H126ZM133 127V128H134ZM3 128H5V130L7 129V131H5ZM37 128V129H36ZM48 128V129H47ZM1 129H3L4 130V132H3V130H1ZM27 129V130H26ZM129 129V130H128ZM132 131H131V130ZM166 129V128H165ZM168 127H167V129H166V131H164V134H163V132L162 133H160L159 135H165L164 136V138H162V139H164L165 140V138H166V135H169L170 134V136H171V132H170V130L168 131ZM174 129V130H173ZM264 129V128H263ZM262 129V131H263V133H264V130ZM35 130V131H34ZM125 130V131H124ZM137 130V131H136ZM12 131V132H11ZM44 131V132H43ZM178 131H179V129H178ZM15 132H17L16 133V136L17 135H19V137L17 136V138L15 139ZM35 132H37V133H35ZM42 132V133H41ZM56 132H58V134L56 133ZM133 132H135V133H133ZM145 132H146V134H145ZM151 132V133H150ZM170 132V133H169ZM3 133H6V134H4V136L2 135ZM12 133H14L13 135H12V137H11V134ZM27 134V135H26ZM40 134V135H39ZM55 134V135H54ZM63 134V135H62ZM94 134H96V135H94ZM97 134H99V135H97ZM119 134V136H118V138L117 137H115V138H117V141H115L114 143H116L117 144V142H118V144L120 145V146H117L116 144V146H114V144H108L107 145V143L108 142H110V141H112V143H113V141L114 140H116V139H114V136H116V135H118ZM128 134H130V135H128ZM134 134V135H133ZM136 134H138L137 136H135ZM8 137H7V136ZM21 135V136H20ZM25 135V136H24ZM34 135V136H33ZM131 135H133V138H130L129 139V141H128V137H131ZM147 135V136H146ZM155 135L158 137V138H156L155 137ZM3 136V137H2ZM28 136H30V137H28ZM58 136V137H57ZM63 136V137H62ZM96 136V137H95ZM152 136V137H151ZM215 134H214V136L212 137V139L213 140H211V145H213L214 146V142H215ZM4 137H6L5 139H4ZM14 137V138H13ZM27 137V138H26ZM36 137V138H35ZM38 137H40L39 139H38ZM41 137L43 138V140L41 139ZM60 137V138H59ZM123 137V138H122ZM127 137V138H126ZM160 137H162V136H160ZM24 138V140H22ZM29 138L31 139V140H29ZM32 138H34V139H32ZM57 138V139H56ZM62 138L64 139V141H62ZM123 140H121V139ZM125 138H126V140L128 141H126L125 140ZM136 138V139H135ZM143 138V139H142ZM147 138V139H146ZM150 138V139H149ZM229 138H230V140H229ZM239 138V139H238ZM9 139H11V140H9ZM46 139V140H45ZM66 139H67V141H68V143H69V145H68V143L66 144ZM113 139V140H112ZM132 139V140H131ZM133 139L135 140V142L133 141ZM151 139H153V140H151ZM157 139V140H156ZM158 139H160V141L158 142ZM232 139V140H231ZM6 141L5 143H1V142H3V141ZM13 140H14V143L15 144H12V142H13ZM25 140H28V142H26ZM35 140V141H34ZM48 140V141H47ZM57 140H61L62 142H64L63 144H62V142H61V144H60V142L59 141H57ZM73 140H74V142H73ZM105 140H106V142H105ZM108 140H110V141H108ZM120 140H121V142H120ZM144 141L143 143H142V141ZM220 140H222L221 142H220ZM220 140L218 141V142H215V145H216V147H220L221 148V157L224 159L225 158V160L228 162V164H237V163H241L242 162V160L244 159V155L243 154H250L251 153V150H252V148H251V144H250V142H247L248 143V145L250 146V148H249V146L247 145V147H246V145L244 144V142H242V141H246V140H242V138L241 137H236V138H231L230 136L229 137H225V138H220ZM11 143H10V142ZM22 141V142H21ZM32 141L34 142V143H32ZM41 141V142H40ZM131 141V142H130ZM139 141H141L140 142V144L138 143ZM155 141H157V142H155ZM9 144H8V143ZM43 142V143H42ZM57 142V143H56ZM126 142V143H125ZM22 144V145H20V144ZM71 143H72V145H71ZM102 143V144H101ZM131 143V144H130ZM133 143V144H132ZM135 143H137L138 145L136 146V144ZM146 143V144H145ZM246 143V144H247ZM11 144V145H10ZM27 144V145H26ZM36 144V145H35ZM66 144V145H65ZM135 144V145H134ZM152 146H151V145ZM221 144V145H220ZM34 145V146H33ZM102 145H104V147L102 146ZM113 146L114 148H118L119 149V151H116L115 152V149H113V151L112 152H110V150L109 149H111V147L110 146ZM127 145H129V146H127ZM131 145V146H130ZM132 145H133V147H132ZM142 145H143V148H141L142 147ZM8 146V147H7ZM13 148H12V147ZM24 146V147H23ZM68 146H70L69 148H68ZM100 146V147H99ZM141 146V147H140ZM145 146V147H144ZM148 146H150L149 147V149H150V151H149V149H148ZM222 146V147H221ZM4 147H6V149L8 150V152L6 153L5 151H6V149H1V148H4ZM18 149H17V148ZM22 147V148H21ZM25 147H26V149H25ZM112 147V148H113ZM132 147V148H131ZM139 147V148H138ZM152 147V148H151ZM247 149H246V148ZM11 148V149H10ZM15 148V149H14ZM98 148H99V151H98ZM102 148V149H101ZM116 148V149H117ZM128 148V149H127ZM12 149H14L15 151H13ZM17 149V150H16ZM105 149H106V151H105ZM108 149V150H107ZM133 149H134V151L135 152H133ZM139 149H141V150H139ZM143 149V150H142ZM156 149H152V150H156ZM160 149V150H159ZM246 149V150H245ZM2 150V151H1ZM4 150V151H3ZM24 150H25V152H24ZM96 150V151H95ZM112 150V149H111ZM130 150L132 151V152H130ZM243 150H245L243 153H242V151ZM52 151H54V152H52ZM57 153H56V152ZM101 151H102V153H101ZM109 151V152H108ZM122 151V152H121ZM138 151V152H137ZM142 151H143V153H142ZM157 151H155L153 154H155V153H157ZM248 151V152H247ZM3 152H4V154H3ZM7 155H6V154ZM52 153V154H51ZM118 153V155H116ZM131 153L134 155H131ZM137 153H139V156H138V154ZM240 153V155L238 156L237 154H239ZM19 154H22V155H19ZM30 154V155H29ZM56 154V155H55ZM90 154V155H89ZM94 154H96V156L94 155ZM123 154V155H122ZM131 156H130V155ZM142 156H141V155ZM145 154V155H144ZM244 156H242V155ZM6 155V156H5ZM45 155V156H44ZM119 156V157H118ZM121 156V157H120ZM141 156V157H140ZM9 157V156H8ZM118 157V158H117ZM132 157H134V159H135V161L134 160H132L133 158ZM140 157V159H138ZM241 157V158H240ZM96 158H99V160L98 159H96ZM240 159H241V161H240ZM116 160V161H115ZM97 161V162H96ZM134 161V162H133ZM151 161V162H150ZM77 162V163H76ZM92 162V163H91ZM150 163V164H149ZM168 163H169V160H166L165 162H164V166H166L167 167V165H168ZM97 165V167H95L96 165ZM138 164V165H137ZM136 165V166H135ZM91 166H92V171H90L91 170ZM37 167V168H36ZM89 167V170H87V168ZM95 167V168H94ZM117 167V168H116ZM131 167V168H130ZM140 167H142L143 168V166H141L140 165ZM86 168V169H85ZM97 168V169H96ZM103 168V169H102ZM115 168V169H114ZM133 168V169H132ZM135 168H137L136 170H135V172H134V169ZM82 169H84V170H82ZM101 171H100V170ZM140 169V168H139ZM87 170V171H86ZM97 170V171H96ZM88 171L91 173V175L88 173ZM118 171V172H117ZM121 171V172H120ZM76 172V173H75ZM82 172V173H81ZM86 172V173H85ZM0 173H2L1 171H0ZM51 173V174H50ZM85 173V174H84ZM97 173H99V174H97ZM102 173L104 174V175H106V178H105V176L103 177V175H102ZM135 173V174H134ZM34 174V176H32ZM49 174H50V177H49ZM57 174V175H56ZM86 174H87V176H86ZM108 174H110V177H109V175ZM137 174V175H136ZM84 175V176H83ZM92 176V177H91ZM94 176V177H93ZM107 176H108V179H107ZM113 176V177H112ZM135 176H136V178H135ZM138 176V177H137ZM34 177V178H33ZM82 177V178H81ZM83 177H84V181H83ZM118 179H117V178ZM120 177V178H119ZM133 177V178H132ZM139 177H141V178H139ZM50 178V179H49ZM94 178V179H93ZM99 178V179H98ZM101 178H103V179H105V180H103V179H101ZM129 178V179H128ZM131 178H132V182H130L131 181ZM138 178V179H137ZM120 179H122L121 181H120ZM70 180V181H69ZM102 180V181H101ZM107 180V181H106ZM129 180V181H128ZM134 180H139V181H134ZM142 182H141V181ZM75 181V182H74ZM92 181V182H91ZM98 181H100V182H98ZM105 181V182H104ZM119 181V182H118ZM128 181V182H127ZM5 183V185H4V190H5V192L6 193H11V192H9L11 189H9V183H8V181H4ZM40 182H41V184H40ZM81 184H80V183ZM82 182H84V183H82ZM94 182V183H93ZM100 183V185H98L97 184V186H96V184L95 183ZM107 182H108V184H107ZM130 182V183H129ZM45 183V184H44ZM49 183H51V184H49ZM77 183V184H76ZM116 183V184H115ZM128 183H129V185H130V187H129V185H128ZM138 183H140V184H138ZM144 183V184H143ZM147 183V182H146ZM72 186H71V185ZM84 184H85V186H84ZM92 184V185H91ZM93 184H95V188H96V192L98 193V191L102 188L103 189V187L104 186H106L103 190V192H102V194H100L101 193V191H102V189H101V191L98 193L99 195H97V193L95 192V189L93 188L94 186H93ZM113 184V185H112ZM125 184H127V185H125ZM138 184V185H137ZM56 185H57V187H56ZM64 185V186H63ZM74 185V186H73ZM115 185H117V186H115ZM118 185H119V187H118ZM136 185V186H135ZM61 186V187H60ZM76 186V187H75ZM83 187L81 190H83V191H81L82 193H80V192H77L76 193V196L74 197V199H72L73 197L72 196H74L75 194V191H78L79 190V188L80 187ZM93 186V187H92ZM113 186L115 187V189H117V188H120L119 189V191H120V193H119V191H118V189L116 190V192H115V189H113ZM137 186H138V188H137ZM143 186V187H142ZM53 187V188H52ZM63 187V188H62ZM73 187H75V188H73ZM86 187H88V190L86 191ZM91 187V188H90ZM134 187H135V189L137 190V192L135 191V189H134ZM46 188V189H45ZM59 188H61V189H59ZM108 188V189H107ZM110 188H112V189H110ZM123 188V189H122ZM48 189H50L49 191H48ZM51 189H52V191H51ZM56 189V190H55ZM57 189L58 190H60L61 191V193H59L60 191H57ZM62 189H64V190H62ZM66 189H67V192H65L66 193V195H65V193L63 192V191H66ZM71 189V190H70ZM90 189V190H89ZM91 189H94V191H93V193L95 194V195H92L93 193H91L92 191H91ZM111 190V191H109L110 193H108V190ZM141 189V190H140ZM85 190V191H84ZM98 190V191H97ZM132 192H131V191ZM54 191V192H53ZM55 191H57V193H55ZM68 191H70L69 193H71L72 191V193L73 194H69L68 193ZM80 191V190H79ZM138 191H141V192H139V193H141L140 195H137V194H139L138 193ZM41 192H45L46 193V195L44 194V193H41ZM84 192H86V193H88V194H86V193H84ZM115 192V193H114ZM123 192V193H122ZM129 192H131V195H129L128 193ZM133 192H134V195H133ZM53 193V194H52ZM54 193L55 194H59L60 195V197L62 198V200L64 201H62V200H60L61 198L60 197H58V200H57V197L56 196H59V195H54ZM80 193V194H79ZM117 193H119L118 195H116ZM137 193V194H136ZM143 193V194H142ZM52 196H51V195ZM68 194H69V196H68ZM112 194H114V195H116V197H114V196H112ZM122 194V195H121ZM51 196V197H49V196ZM64 195V196H63ZM72 195V196H71ZM78 195H79V197H78ZM90 195V196H89ZM91 195H92V199H94V200H92L91 199ZM98 197H97V196ZM101 195H103V196H101ZM125 195V196H124ZM128 195V196H127ZM133 195V196H132ZM144 195V196H143ZM12 198L13 199H16V196L18 197L19 195L17 194H15V193H13L12 194ZM54 196V198H52ZM63 196V197H62ZM88 198H87V197ZM121 196V197H120ZM129 196H131V197H133L134 198V196H137V197H135V198H137L138 199V201H139V199L141 200V201H139V202H143V203H140V204H138V201H136L135 199H131V197H129ZM138 196H139V198H138ZM142 196V197H141ZM64 197H67L68 198V200H67V198H64ZM69 197H70V199H69ZM104 197V198H103ZM108 197H109V199L111 198V197H114V199H113V201H114V203L111 201V199L109 200L108 199ZM124 197H126L127 198V203L125 202L124 203V201L126 200H124V201H122V199L121 198H123L124 199ZM55 198H56V200H55ZM100 198V199H99ZM118 198H120V199H118ZM52 199H54V200H52ZM67 201H66V200ZM98 199H99V201H98ZM118 199V200H117ZM84 200V201H83ZM86 200V201H85ZM92 201V202H88V201ZM97 200V201H96ZM104 201V203L102 202V201ZM107 200V202H108V200H109V202L108 203H106L105 201ZM119 200H121V204L119 203L120 201ZM149 200H151L150 198H149ZM56 201H57V204H58V206L59 207H57V204H56ZM59 201V202H58ZM67 203H66V202ZM95 203H94V202ZM115 201H118V202H115ZM132 201V202H131ZM133 201H135V202H133ZM66 203V204H68V207L66 206V204H63V203ZM69 202H70V204H71V206H70V204H69ZM79 202H81L80 204L81 205H79ZM84 202H86V203H84ZM110 202H111V204H113L114 206H117V208L119 209H117V208H115L114 206H112L111 205V208L109 207L110 205ZM76 203H78L77 204V206H76ZM106 203V204H105ZM123 203H124V206H123ZM134 203L136 204L134 207H133V209H132V206L134 205ZM72 204H73V206H72ZM93 204V205H92ZM97 204V205H96ZM99 204V205H98ZM103 204H105V205H109V206H105V205H103ZM120 204V205H119ZM127 204H129V206H126ZM133 204V205H132ZM79 205V206H78ZM118 205H119V207H118ZM122 205V206H121ZM137 205H138V207L139 208H141L143 205V207L141 208V211L143 212H140V211H137V209L136 208H138L137 207ZM62 206V207H61ZM64 206V207H63ZM103 206H105V207H103ZM125 210L124 212L122 211L123 209L121 208V207ZM131 206V207H130ZM57 208V210H56V208ZM73 207V208H72ZM80 207V209H78ZM92 207H96V208H94V209H92ZM101 207V208H100ZM108 207L110 208L109 210H106L107 212H106V214L107 215H105V209L107 208L108 209ZM114 207V208H113ZM125 207H127L128 208V211H126L127 210V208H125ZM32 208V209H33ZM59 208V209H58ZM60 208H63L64 210H61ZM68 208H69V210H68ZM71 208V209H70ZM100 208L101 209V213L102 214H100V212H96V211H98V209ZM139 208H138V210H139ZM75 209V210H74ZM92 209V210H91ZM97 209V210H96ZM132 209V210H131ZM71 210H74V212H72ZM78 210V211H77ZM95 210V211H94ZM136 210V211H135ZM58 211V212H57ZM65 211H66V213H65ZM111 211H115L114 212V215H113V212L111 213ZM119 211H120V213H119ZM137 212V214L136 213H134V212ZM20 212H23V213H25V211H23V209L22 210H20ZM61 212V213H60ZM127 212V213H126ZM129 212H133L132 214H134V216L130 213L129 214ZM63 213H64V215H63ZM67 213H69V215L67 214ZM99 215H98V214ZM121 213H123V214H121ZM142 213V215H143V217H141L140 216V214ZM144 213H146V214H144ZM39 214V215H38ZM61 214V215H60ZM71 214H72V216H71ZM85 214V215H84ZM122 215L121 216V218L122 217H124L122 220H123V222H122V220L121 221H119L120 219H117V218H119L120 216L119 215ZM124 214H126V215H124ZM103 217V219H101L102 217ZM116 215V216H115ZM129 215H131V217L133 216V220L131 219V217L129 216ZM151 215V216H150ZM53 216V217H52ZM56 216V217H55ZM73 219L72 221H74L75 222V220L77 219V217L79 218L78 219V221L76 220V222L74 223V222H72L70 219V217ZM76 217V219H75V217ZM98 216V218H96ZM99 216H100V218H99ZM113 216V217H112ZM128 217V219L130 220V221H132V222H130V224L129 223H127L126 221H124V219L125 220H127V217ZM38 217H39V219H38ZM55 217V218H54ZM69 217V218H68ZM86 217V218H85ZM91 217V218H90ZM130 217V218H129ZM137 217V218H136ZM144 217H146V218H148L147 220L144 218ZM152 217V218H151ZM60 218H62V219H60ZM83 218V219H82ZM84 218H85V221L86 222H82L81 220H84ZM89 218V219H88ZM95 219V220H91V219ZM134 218H135V220H134ZM142 218V219H141ZM47 219V220H46ZM75 219V220H74ZM100 219V220H99ZM117 219V220H116ZM138 219V220H137ZM141 219V220H140ZM53 220V221H52ZM56 220H58L57 222H56ZM91 222L92 221V223H90L89 221ZM99 222H98V221ZM143 220H145L144 222L145 223H147V224H143L144 222H143ZM149 220V221H148ZM71 221V222H70ZM94 221V222H93ZM103 221V222H102ZM117 221H119L120 222V224L121 223H123V225L125 224V222H126V224L129 226L130 225V227H127V226H125L124 225V229L125 228H128V229H126V230H122L121 231V227H123V225L121 224L120 226L121 227H119L118 225H119V222H117ZM140 221H142L141 222V224L140 223H137V222H140ZM149 223H148V222ZM49 222V223H48ZM59 222H61V223H59ZM88 222V223H87ZM109 222L111 223L109 226L107 225V224H109ZM112 222L114 223L115 222V224H113L112 225ZM242 222V223H241ZM48 223V224H47ZM67 225H66V224ZM77 224L78 223V227H77V230H76V227H75V225L74 224ZM90 223V225H88ZM102 225H101V224ZM107 223V224H106ZM117 223H118V225H117ZM132 223V224H131ZM240 224H246L247 222L244 220V219H240V222H239ZM55 224H57L56 226L57 227H55ZM60 224V225H59ZM63 224V225H62ZM85 224L87 225L86 227H85ZM91 224H93V226L95 227H93L92 228V225ZM134 224H136L135 226H133ZM101 225V226H100ZM111 225H112V227L113 228H115L116 230L118 229L119 230V228H121L119 231L117 230H115L114 232H113V228L111 227ZM118 227H117V226ZM142 225H144V226H147V227H144V226H142ZM106 226H108V227H106ZM114 226H116V227H114ZM81 227V228H80ZM85 227V228H84ZM88 227H89V229H91V230H89L88 229ZM103 227H105V229L103 228ZM109 227H111V228H109ZM132 227H134V228H132ZM69 228H71V230L69 229ZM83 228V229H82ZM100 228V229H99ZM82 231H80V230ZM95 229V230H94ZM98 229V230H97ZM110 231H109V230ZM129 229H132L133 230V232L130 230V235L129 234H124V233H122V232H125V231H127L128 232V230ZM147 229V230H146ZM85 230H87V231H89L88 233H86L85 232ZM103 230V232L105 231V232H107V233H103V232H101ZM96 231V232H95ZM108 231H109V234H110V232H112V236H111V234L109 235L108 234ZM149 231V232H148ZM151 231V232H150ZM71 232V233H70ZM118 233V235H116L115 236V234H117ZM119 232H121V234L119 233ZM135 232H137V233H135ZM146 232V233H145ZM91 233H92V235L94 234V233H97V236H96V234L95 235H93L96 239H93V237H92V235H91ZM115 233V234H114ZM126 233V232H125ZM151 233H152V235H151ZM66 234V235H65ZM104 234V235H103ZM124 234V235H123ZM149 234V235H148ZM69 235V236H68ZM103 235V236H102ZM111 236V238H114V239H116V241H117V238L119 237L120 238V236L119 235H121V239L123 238L124 240L122 241L121 239H119V241L121 242H119V241H117V242H115V240H113V239H111L110 237H109V240H113L114 242H111L110 244H109V246L110 245H113V243H114V245L113 246H111L112 248V250H110V248L108 249V251H109V253L110 254H108V251H106V249L107 248H103V250H104V252H102L101 251V246L103 247V244H105V243H103V242H105V241H109V240H107L108 238H107V236ZM133 235H135V237L137 236V237H139V240H137L138 238L136 237V239H135V237L133 236ZM146 235H148V237L151 235L152 236V238H151V236H150V238L148 239L147 238V236ZM71 236V237H70ZM76 237L75 238V240L73 239V237ZM79 236V237H78ZM92 237V239H91V237ZM106 236V237H105ZM115 236V237H114ZM127 236V237H126ZM144 236V237H143ZM146 236V237H145ZM89 239H88V238ZM125 237V238H124ZM132 237V239H133V243L131 242V241H129V238H131ZM140 237H141V239H140ZM69 238H70V240L71 241H69ZM97 238H99V240H97ZM103 238H106V239H102ZM127 238V239H126ZM145 238V239H144ZM47 239V240H46ZM66 239V240H65ZM87 239H88V241H87ZM91 239V240H90ZM131 239V240H132ZM78 242H77V241ZM95 241V243H97V244H94V241ZM105 240V241H104ZM125 240H127L126 242H128V243H130V245L129 244H127L126 242H125ZM143 240H145L144 242H143ZM148 240V241H147ZM149 240H150V242H149ZM57 241V242H56ZM75 241V242H74ZM88 243H87V242ZM90 241V242H89ZM93 241V242H92ZM97 241H101V242H97ZM134 241H136V242H134ZM47 242V243H46ZM67 242V244H68V246H67V244L65 245V243ZM72 242L74 243V244H72ZM77 242V243H76ZM119 242V244H120V246H117V243ZM150 244H149V243ZM72 244L73 246H71L70 244ZM92 243V244H91ZM101 244L102 243V245L101 246H99V244ZM124 243V244H123ZM136 244V246H135V244ZM139 243V244H138ZM143 243V244H142ZM75 244L78 246H75ZM93 244H94V246H93ZM107 244V243H106ZM104 245L105 247H109L108 246V244L107 245ZM125 244H127V246L125 245ZM132 244V245H131ZM61 245V246H60ZM95 245H97V246H99V247H97V246H95ZM124 245L126 246L125 247V249H127V250H125L124 248H122V247H124ZM140 245H143L142 247H140ZM54 246V247H53ZM66 246V247H65ZM70 246L71 247H74V248H70ZM83 246H84V248H83ZM88 246H89V248H88ZM116 246H117V248H116ZM129 246V247H128ZM133 246V247H132ZM145 246V247H144ZM146 246H147V248H146ZM148 246L149 247H151V246H153L152 247V249H150V248H148ZM60 249H59V248ZM86 247V248H85ZM94 247H96V248H94ZM115 247V248H114ZM119 247H121V248H119ZM129 249H128V248ZM138 247L140 248V249H138ZM144 247V248H143ZM58 248V249H57ZM68 248V249H67ZM78 248H79V250H78ZM100 248V249H99ZM78 250L79 252V254L78 255H76V256H71L70 254H69V250L71 251V250ZM85 249V250H84ZM94 249V250H93ZM117 249V251L119 252H116V254L115 253H112L111 254V252H114L115 250ZM124 251L125 253H122V251ZM124 249V250H123ZM143 249H145V250H143ZM146 249H148L149 250V252H148V250H146ZM93 250V251H92ZM129 250H130V252H129ZM132 250V251H131ZM139 250V251H138ZM143 250V251H142ZM8 251V250H7ZM54 251V252H53ZM90 251V252H89ZM103 253V255L104 256H107V254H108V258H109V261H108V259L106 258V259H103V258H105L103 255H101V253ZM105 251L107 252V254L105 253ZM128 251V252H127ZM145 251H147V252H145ZM67 252V253H66ZM143 252H145L144 254H143ZM62 253V254H61ZM65 253V254H64ZM100 253V254H99ZM105 253V254H104ZM126 253H130V254H127V256L128 255H130V256H128V257H126ZM149 253H151V255L149 254ZM90 256L91 255V257H90V260H89V257L87 258V256L88 255ZM98 254V255H97ZM113 254H115L116 256H114ZM138 254H142V255H144V256H141V259H138L137 258V256H138ZM57 255V256H56ZM62 255V256H61ZM82 255H83V257H82ZM56 256V257H55ZM68 256H70L71 258H73V259H70V257H68ZM77 256H79L78 258H76ZM100 256V257H99ZM119 256V257H118ZM124 257V258H122V257ZM131 256H132V259H131ZM146 256V257H145ZM148 256V257H147ZM153 256V257H152ZM52 257V258H51ZM112 257V258H111ZM113 257H114V259H113ZM116 257V258H115ZM150 257H152L151 258V261H150ZM48 258V259H47ZM68 260H67V259ZM133 258H135V260L133 259ZM8 259H10V257L8 256ZM63 259H64V261H63ZM74 259H76V260H74ZM101 259V260H100ZM148 259V260H147ZM17 261H18V259H16ZM51 260V261H50ZM71 260H73V261H71ZM78 260L79 261H81V262H78ZM85 260V261H84ZM96 260V261H95ZM115 260V261H114ZM117 260V261H116ZM127 260V261H126ZM165 260V262H167L166 261V258L164 259ZM60 261V262H59ZM77 261V262H76ZM121 261H122V263H121ZM126 261V262H125ZM131 261H133V263H131ZM138 261V262H137ZM48 262V263H47ZM73 262H75V263H73ZM84 262V263H83ZM88 262V263H87ZM97 262V263H96ZM129 262V263H128ZM63 263V264H64ZM161 263H163V262H161ZM66 264H69V262H67Z\"/></svg>", "mask_w": 264, "mask_h": 264}, {"label": "bare ground", "instance_id": "obj_2", "mask_svg": "<svg viewBox=\"0 0 264 264\" xmlns=\"http://www.w3.org/2000/svg\"><path fill=\"white\" fill-rule=\"evenodd\" d=\"M5 1V3L7 4V5H11V3H14V0H4ZM24 1V5L25 6H27V10H29V8L32 6V4H31V0H23ZM57 1V0H56ZM59 1V0H58ZM62 1V0H61ZM61 1H60V3H61ZM74 1V0H73ZM77 1V0H76ZM79 1H81V0H78L77 2H73V5H74V3L75 4H77ZM83 1L85 2L86 0H82V3H83ZM94 3H92L91 2V0H90V4H94L95 6H96V4L98 5L97 7H94L93 8V6L92 5H89V6H92V7H90V11H88V12H86L85 11V8H86V6L85 5H87V4H89V2H88V0L86 1L87 2V4H83L84 5V7L85 8H82V4L80 5L81 6V8L82 9H80V6H78L79 8H76V9H74V10H83V11H85L86 13H88L89 14V12H91L90 13V15H87V17L85 16V12H83V11H81L82 13H83V15L82 16H85V18L84 17H81V19L83 18L84 20H88V21H90V24L91 25H93V23L94 22H96V25H101L100 24V22H101V20L102 19H105L106 20V23H107V25H105L104 27H100L99 29H98V31H97V33H95L94 32V34L93 35H95L96 36V38H98L97 40H102V41H107L109 38H112L113 39V37H112V34H120V36L118 35L117 37H121V32H122V30H124V25H126V24H124L123 23V21H122V19H123V14H125V13H123V7H124V3H123V1L125 2L126 0H114V1H112L111 2V0H92ZM132 2L134 1V0H131ZM137 1H139V0H137ZM145 1V0H144ZM150 1H153V0H150ZM159 1V0H158ZM170 1L171 2H173L172 0H169V3H170ZM177 1V3H180L178 0H176ZM184 1V0H183ZM187 1V0H186ZM185 1V2H186ZM189 1V0H188ZM190 1H192V0H190ZM200 1L201 0H199V2H198V4L200 3ZM213 1H215V0H213ZM212 0H210V2L212 3L213 2ZM217 1V0H216ZM229 1V0H228ZM228 1H226V0H220V3H222V5H223V3H226V4H228L227 2ZM231 1V0H230ZM229 1V2H230ZM245 2H246V7H249L250 9H254V6H255V1L254 0H244ZM260 1H263V0H260ZM21 2V1H20ZM62 2H64V0L62 1ZM67 2V1H66ZM65 2V4L64 5H69V2H68V4ZM97 2V3H96ZM132 2H130V4H132V8H133V3ZM147 1H145V3H146ZM149 2V1H148ZM159 2H161V0L159 1ZM163 2H164V4H165V1H162V3H159L160 5L161 4H163ZM167 2V4H168V0L166 1ZM208 2V1H207ZM29 3H30V7H28L29 6ZM33 3V2H32ZM37 3V2H36ZM128 3V2H127ZM126 3V4H127ZM152 3V2H151ZM156 3V1H154V4H147V5H149V7H153V9H154V5H155V9H157V11L156 12H158V6L155 4ZM175 3V2H174ZM182 3V2H181ZM180 3V4H181ZM187 3V5H188V2H186ZM190 3V2H189ZM192 3H195V1H193ZM202 3V2H201ZM205 2H203V4H204ZM211 3L210 4H208V3H206L207 5H210V7H211ZM214 4V3H212V8H214L213 6L214 5H217V6H219V5H221V4ZM243 3V2H242ZM255 3V4H254ZM258 3H259V0H258ZM263 3V5H264V2H262ZM33 4H35V3H33ZM123 4V5H122ZM129 4V3H128ZM127 4V5H128ZM137 4V3H136ZM138 4H139V2H138ZM142 4H144V2H142ZM146 4H144L145 6V8H146V11L147 10H152L153 11V9H148L146 6ZM167 4H165V6H168ZM170 4H172V3H170ZM197 4V5H198ZM205 4V5H206ZM214 4V5H213ZM20 5H23V4H20ZM58 5V4H57ZM126 5V7L125 8H127V7H130L129 5L127 6ZM151 5V6H150ZM179 5V4H178ZM186 5V4H185ZM191 5H193V4H190V5H188V6H191ZM197 5H193V8L194 9H196V10H198V11H200V9L202 8L201 7V4H200V8L198 9V7H197ZM206 5V6H207ZM222 5H221V7H222ZM229 5V4H228ZM262 5V4H261ZM35 6V7H34ZM33 6V8H37L38 6H36V5H34ZM56 6V5H55ZM89 6H88V8H89ZM123 6V7H122ZM142 7V5H140L139 4V6H137L138 8L139 7ZM163 6V5H162ZM164 6V7H165ZM173 6V5H172ZM177 6V5H176ZM194 6H196L197 8H195ZM206 6H204V7H206ZM1 7V6H0ZM23 7V6H22ZM21 7V8H22ZM58 6H56V8H57ZM62 6H60V8H59V10H61L62 8H61ZM64 7V6H63ZM66 7V6H65ZM70 7H71V5H70ZM73 7V6H72ZM74 7H76L75 5H74ZM139 8V10L141 11V9H144V7H142V8ZM169 7V6H168ZM174 7V6H173ZM178 7H180V6H178ZM181 7H183L182 5H181ZM185 7V6H184ZM209 7V6H208ZM209 7V9H211ZM216 7V6H215ZM226 7V6H225ZM263 7V6H262ZM4 8V7H3ZM12 8V7H11ZM38 8H40V7H38ZM38 8H37V10H38ZM131 8V7H130ZM130 8H127V9H130ZM131 8V9H132ZM187 8H189L190 9V7H187ZM191 8H192V6H191ZM192 8V9H193ZM1 9V8H0ZM5 9V8H4ZM42 9V8H41ZM73 9V8H72ZM71 9V10H72ZM135 9V8H134ZM134 9H132L133 10V12H134ZM137 9V8H136ZM135 9V10H136ZM162 9V8H161ZM174 9V8H173ZM186 9V8H185ZM203 9H205V8H203ZM209 9H207L206 8V12H207V10H209ZM217 9H219L218 7H217ZM217 9L216 8H214V9H212V11L213 10H215L214 12H218L219 10H221V11H219V13L221 14L222 13V9H219L218 11H217ZM225 9V8H224ZM223 9V10H224ZM257 9V11L259 10L258 8H256ZM2 10V9H1ZM8 10V11H7ZM9 10H10V8H8V9H6L5 11H7V12H9ZM23 10H25V9H23ZM31 10H36V9H32V7H31ZM70 10V9H69ZM78 10V11H79ZM86 10H88L87 8H86ZM126 10V9H125ZM132 10H130V11H132ZM167 10V9H166ZM177 10V9H176ZM180 10V9H179ZM233 10V9H232ZM235 10V9H234ZM11 11V10H10ZM14 11H16V10H14ZM26 11V10H25ZM40 11H43V10H40ZM75 11V12H76ZM143 11H145V10H142L141 11V13L143 12ZM151 11V13H153ZM160 11V10H159ZM168 11V10H167ZM181 11H183V9L181 8ZM263 11V10H262ZM23 12V11H22ZM60 12V11H59ZM58 12V13H59ZM127 13H128V15H126V17L127 16H129V11H126ZM132 12V13H133ZM149 12V11H148ZM148 12H147V15H149L148 14ZM171 12H172V9H171ZM175 12V13H174ZM173 13V15L171 16V14H170V17H166V15L164 16V18H162V20H159V22H162L163 24H165L164 22H167V21H169L170 19L172 20V18H174L173 16L175 15V16H178L177 18L175 17V19H178L179 18V16L180 15H178V14H180L178 11L176 12V11H174ZM189 12H191V10L190 11H188V9H187V11L185 12L184 11V13H187L188 15H189ZM201 12V11H200ZM205 12V13H206ZM253 12V14H257V12L256 11H252ZM261 12V11H260ZM259 12V13H260ZM16 13V12H15ZM14 13V14H15ZM27 13V12H26ZM25 13V14H26ZM34 13V12H33ZM43 13H44V11H43ZM68 13H69V11H68ZM67 13V14H68ZM85 13V14H84ZM140 13V15H142V17H144V21H146L147 22V20H146V18H145V16L143 15L144 14V12H143V14H141ZM151 13H150V15H151ZM159 13V17H160V12H158ZM184 13H182V14H184ZM192 13V12H191ZM191 13H190V15H191ZM196 13V12H195ZM205 13H203L204 15H206L207 16V13L205 14ZM209 13H211V11H209ZM224 13H226L227 14V12L225 11ZM258 13V14H259ZM62 14V13H61ZM77 14H79V12L77 13L76 12V15ZM79 14V15H80ZM135 14V13H134ZM156 14H154V15H156ZM217 14V13H216ZM226 14L224 15V16H226ZM228 14H229V12H228ZM262 14H263V12H262ZM261 14V15H262ZM9 15V16H8ZM7 15V13L6 12H4V11H0V22H2V21H5V20H7L8 21V19L9 20H12V21H14L13 23L11 22H9V26H10V24H11V26H13V27H17V25L15 24V22H18L17 24L19 25V21H17V16L15 17V16H10L11 14L9 13ZM22 15H24V14H22ZM34 15H35V13H34ZM39 15H43V14H40V12H39ZM47 15V14H46ZM64 15V14H63ZM75 15V16H76ZM80 15V16H81ZM187 15V16H188ZM189 15V16H190ZM193 15V14H192ZM233 15H234V13H233ZM10 17V18H8V17ZM50 16H52V15H50ZM59 16V15H58ZM57 16V17H58ZM88 16H92V17H89V19L90 18H93V20L94 21H91V20H89L88 19ZM152 16V18L150 19L149 17V21L147 22L148 24H149V22H151V20L153 19V15H151ZM186 15H183V17H185ZM203 16V15H202ZM212 16H214V15H212ZM212 16H210V17H212ZM258 16H260V15H258ZM11 17H13V18H11ZM14 17L16 18V19H14ZM47 17V16H46ZM63 17V16H62ZM62 17L60 16V18L62 19ZM67 17V16H66ZM140 17V16H139ZM161 17H162V15H161ZM160 17V18H161ZM192 17V16H191ZM226 17H228V18H231V16H226ZM257 17V16H256ZM255 16H254V18H256ZM39 18V17H38ZM40 18H42V16H40ZM87 18V19H86ZM159 18V19H160ZM165 18L167 19V18H169L168 20H166L165 21ZM182 17H180V19H181ZM186 18V17H185ZM185 18H183L182 20H180V21H183V20H185ZM189 18V17H188ZM203 18V17H202ZM201 18V19H202ZM209 18V17H208ZM213 19H214V17H212ZM261 18V17H260ZM14 19V20H13ZM43 19V20H42ZM42 19H40V20H42V21H45L44 20V18H42ZM64 19H66V18H64ZM74 19H76L77 20V18H75L74 17ZM81 19H79V20H81ZM82 19V20H83ZM154 19H156L155 17H154ZM158 19V18H157ZM156 19V23H157V20ZM193 20H192V22L191 23H193L195 20H196V16L194 17V18H192ZM210 19V18H209ZM237 19V18H236ZM240 19V18H239ZM263 19V18H262ZM39 20V21H40ZM63 20V19H62ZM61 20V21H62ZM69 20H70V17H69ZM128 20H130V18L128 19ZM133 20H136L137 21V19H133ZM132 19H131V22L133 21ZM139 20H140V18H139ZM163 20H164V22H163ZM174 20V19H173ZM179 20V19H178ZM189 20V19H188ZM188 20H187V18H186V21L188 22ZM191 20V19H190ZM189 20V21H190ZM198 20V19H197ZM204 20V19H203ZM206 20L207 21H211V20H208L207 18H206ZM259 20V19H258ZM261 20V19H260ZM259 20V21H260ZM34 21H36V20H34ZM75 21V20H74ZM135 21V22H136ZM153 22H155V20H152ZM177 20H174L173 22H170V23H173V25L172 26H174V30L172 29V28H168V27H166L165 25L164 26H160V23L158 24L160 27H158V25H157V27L158 28H156V27H154L155 28V30L157 29H159L158 30V32L159 31H163L164 30V32H166L165 30H166V28L167 29H170L171 30V32H173L174 34H175V28L177 29L178 28V24H180V23H182V22H177V24H175L174 25V23L176 22ZM199 21H200V19H199ZM225 21V20H224ZM264 21V20H263ZM45 22H47V21H45ZM54 22V21H53ZM64 22V21H63ZM73 22V21H72ZM71 22V24H73ZM77 22L78 21H76L75 22V24H77ZM85 21H83V24H85L84 23ZM87 22V21H86ZM93 22V23H92ZM99 22V24H97ZM102 22H103V20H102ZM139 22V21H138ZM140 22H142V20H140ZM140 22H139V26L137 25V24H132V26H134V27H132V30L130 31V30H127V32L129 31V32H133V33H136L137 31H136V29H138L140 26H141V24H140ZM150 23L149 25H152V24H154V23ZM169 22H167L166 24H168ZM183 22H185V21H183ZM186 22V25H185V23H183L184 25H182V27L184 26L185 28H187V27H189V26H187V24H189V22L187 23ZM204 22H206V21H203V22H201V23H204ZM261 22V21H260ZM3 23H8V22H3ZM32 23V22H31ZM34 23V22H33ZM79 23H81L80 21H79ZM88 23V22H87ZM86 23V24H87ZM133 23V22H132ZM137 23V22H136ZM190 23V24H191ZM197 23H198V21L197 22H195V25L197 26ZM226 23V22H225ZM256 23V22H255ZM1 24V23H0ZM4 24V25H5ZM41 24H44V22L43 23H41ZM53 24V23H52ZM55 24V23H54ZM53 24V25H54ZM62 24V23H61ZM64 24H66V23H64ZM68 24V23H67ZM85 24V25H86ZM148 24H147V26H148ZM189 24V25H190ZM206 25L208 24V22H206L205 23ZM209 24H210V22H209ZM208 24V25H209ZM264 24V23H263ZM63 25V24H62ZM90 25V26H91ZM95 25V26H96ZM102 25H103V23H102ZM176 25H178L177 27H176ZM181 25V24H180ZM192 25V24H191ZM195 25H193V26H191V30L193 31V27H195V29L197 30V27L195 26ZM199 25V24H198ZM207 25V26H208ZM257 25H258V23H257ZM6 26V25H5ZM8 26V27H9ZM23 26V25H22ZM25 26V25H24ZM47 26V25H46ZM56 26V25H55ZM73 27H75L74 25H72ZM89 26V27H90ZM154 26V25H153ZM169 26H171V25H169ZM235 26V25H234ZM252 26H254V24H252ZM0 27H1V25H0ZM20 27V26H19ZM79 27V26H78ZM97 27V26H96ZM144 27V26H143ZM161 27H163L162 29H161ZM166 27V28H165ZM180 27V26H179ZM180 28V29H177V32L176 33H178V30H180L181 31V29L183 30V29H185L184 27L183 28ZM201 27V26H200ZM199 27V28H200ZM232 27V26H231ZM255 28H256V26H254ZM254 27H252V28H254ZM39 28H41V29H44L43 27H39ZM38 28V29H39ZM50 28V27H49ZM64 28H65V26H64ZM68 28V27H67ZM65 29V30H71V29ZM77 28V27H76ZM84 28V27H83ZM86 29H85V31L87 30H90V28H88V26L87 27H85ZM92 28V27H91ZM127 28V27H126ZM165 28V29H164ZM199 28H198V30H199ZM223 28V27H222ZM258 28V27H257ZM256 28V29H257ZM8 29V28H7ZM28 29V28H27ZM139 29H141V28H139ZM190 29V28H189ZM194 29V30H195ZM227 29H229V28H227ZM2 30V29H1ZM11 30H13V29H11ZM22 29H20L19 30V32L17 33V36H16V38H15V50L17 49V50H19V52L21 53L22 51H21V46H22V42H24L25 41V39H26V34H25V32L24 31H21ZM50 30V29H49ZM51 30H53V29H51ZM62 30V29H61ZM61 30H60V32H61ZM77 30V29H76ZM79 30H80V28H79ZM84 31V29H82V27H81V32H83ZM93 30H95L94 29V27H93ZM145 30V29H144ZM143 30V31H144ZM147 30V29H146ZM154 29H153V31H155ZM157 30L155 31V32H157ZM173 30V31H172ZM195 30V31H196ZM257 30H259V29H257ZM262 30H263V27H262ZM262 30H260V31H262ZM26 31V30H25ZM54 32H55V29L53 30ZM52 31V32H53ZM179 31V33L178 34H182L184 31H185V33H187V30L185 29L183 32L181 31L180 32ZM207 31V30H206ZM27 32V31H26ZM42 32V31H41ZM40 32V33H41ZM51 32V33H52ZM57 32V31H56ZM68 32V31H67ZM67 32H65V33H67ZM74 33H75V31H73ZM80 32V33H81ZM92 32V31H91ZM91 32L89 33V34H91ZM127 32H125V34L127 33ZM151 32V31H150ZM154 32V33H155ZM168 32V31H167ZM170 31L168 32L169 34V36H170V33H171ZM194 32V31H193ZM200 32V31H199ZM229 32V31H228ZM236 32V31H235ZM237 32H238V34H239V36L242 38V39H244V41L246 42V48L249 50V52H250V54L248 55L247 54V56H248V60H249V62L250 61H253V62H255L256 63V70L259 72V73H262V72H264V54H263V51L262 50H264V48H263V46H262V50L260 49V48H258L259 46L261 47V45H259L258 43H257V45H259L258 47L255 45V46H253V45H251L249 42H248V39H249V35L247 34V32L244 30V29H242V28H240V29H238L237 30ZM254 32V30H252V33ZM256 32V31H255ZM254 32V35L256 34ZM4 33V32H3ZM5 33H7V32H5ZM4 33V34H5ZM9 33V32H8ZM10 33H12L11 31H10ZM9 33V34H10ZM46 32L44 31V34H45ZM73 33V34H74ZM88 33V32H87ZM93 33V32H92ZM185 33H183V34H185ZM191 33V32H190ZM259 32H257V34H258ZM261 33H263V32H261ZM1 34V33H0ZM13 34H15V32L13 33ZM12 34V35H13ZM42 34V33H41ZM53 34V33H52ZM68 34H70V32H68ZM76 34V33H75ZM79 34V33H78ZM86 34V33H85ZM125 34H123V35H125ZM128 34V33H127ZM146 34V33H145ZM145 34H144V36H145ZM164 33H161V35H160V37H159V39L161 38V40H162V38L164 37L165 39H166V36H167V38H170V37H168V35H163ZM177 34V35H178ZM12 35H10V37L12 36ZM46 35V34H45ZM47 35H48V33H47ZM46 35V36H47ZM66 35V38H67V34H65ZM72 34H70V36H71ZM92 35V34H91ZM131 35V38H132V33L130 34ZM140 36V34H137L136 33V36ZM152 35V34H151ZM171 35H173L172 33H171ZM186 36H189V34L187 35V34H185ZM185 35H183V36H185ZM201 35V34H200ZM264 35V34H263ZM55 36V35H54ZM62 36H64V35H62ZM85 36H87V34L85 35ZM95 36H93V37H95ZM138 36H137V38H138ZM163 36V37H162ZM175 36V39L176 38H178V40H179V37H181L180 35H178V37H176V34L175 35H173V37ZM190 36H192V33H191V35ZM205 36V35H204ZM238 36V37H239ZM252 36V35H251ZM256 36V35H255ZM258 36V35H257ZM261 36H262V34H261ZM49 37V36H48ZM53 37V36H52ZM51 37V38H52ZM60 37V36H59ZM73 37L74 36H72V39H73ZM90 37V36H89ZM92 37V38H93ZM123 37H126V35L125 36H123ZM123 37H121V39H125V38H123ZM130 37V36H129ZM134 37V39H135V36H133ZM146 37H150V35H147L146 34ZM146 37H144V38H146ZM157 39H158V37H157V35L155 36ZM173 37L171 38V40H173L174 42H172V41H170V43L168 42V44H171V42L173 43V44H171V45H175L176 44V46H171V50L168 48V47H170V45H168L167 44V41L166 40H168V39H163L162 40V42H165L166 44H164L165 45V47L168 45V47L164 50V45L162 46V44H161V46H159L161 49H163V52H164V54L165 55H168L167 54V52L168 51H171V52H168V53H170L168 56H169V58L167 59L166 57L164 58V56H163V58H164V60H161L160 58H161V56L163 55L160 51H162V50H160V51H158L159 49H157L156 48V50L157 51H155V53H154V55H157V53L158 52H160V55H159V53H158V55L160 56L158 59H156L157 61H159V59L161 60L160 62H162L163 63V65H161V66H157V67H155V70L156 69H158V70H168L169 71V73H168V76L166 77V78H163L162 79V81L160 80V79H157V78H160V77H157L156 79L157 80H155L154 78V80L157 82L158 80H159V82L158 83H156V82H152V83H155V85L154 86H150V87H144V83H145V86H146V82H141V83H143V86L142 85H140L142 88L144 87L145 88V91H146V93H147V96H146V98H151L150 100H151V102H152V106L149 108V109H144V110H149L148 112L150 113V112H152L151 114L153 115L152 117L151 116H149L150 118H148V119H146V117H148L147 115H146V113H145V118L144 119H146V121L144 122V124L142 125V126H138V125H141V124H138V123H135L136 125H137V127L138 128H140L139 129V131H140V133H139V135L141 134V130H148V132L149 131H155L156 133L155 134H157L158 133V136H159V138H161V140L162 141H160V139H158V142L160 141L161 143H160V145L159 144H157L159 147H160V149H161V147H162V150H163V147H167V148H170L171 150H170V152H166V153H163L162 151L161 152H158L157 151V149L155 148L156 146L155 145H153V148L154 149H156L155 151H157V153H155V154H153L155 151L154 150H152L151 149V151H150V149H149V147L150 146H148V149H149V151L150 152H152L153 151V153H152V155H149V156H153V157H151V163H153V165L152 166H147V164H146V166H145V164L144 165H142V163L140 164V161L144 158V156L142 157V159H140V157L142 156L141 154V156L138 158V159H140V160H138V161H135V159H134V157H132L133 159L132 160H134L135 162H139L138 164H139V167L137 166V168H135L134 169V172H135V170L137 171V173H139L138 171L140 170V175H142V177H143V181H145L144 183L146 184V185H144V193H145V195H146V198L145 197H142L141 199H145L144 201V204H145V209L144 210H146V211H148V213H158V217H156V218H152V220L150 221V225L148 224V226H153L155 229H156V231H157V233L155 234V237H154V239L152 240L153 242H154V244L152 243V245H155V253L153 254V256H154V259L152 258V257H150L149 259H150V261H151V258H152V260H153V263L155 262V264H264V133H263V131H262V129L264 128V111H261L258 107H257V105H259L258 103H257V101H256V99H250V98H248L247 97V90H248V88L250 89L251 88V90L252 89H254V88H252L251 86L250 87H247V86H244L242 83L243 82H240V80L235 76H229V75H227V76H224V74L222 75V72H225V71H228V69H230L231 67L234 69V66L232 65V62L230 61V60H228V59H225L224 57H222V55H218V54H216V53H218V52H214V54H213V52L211 53L210 52V45H208L209 43V41L206 43V41H201L199 38V40H196L195 41V43H193V45L191 44H188V47H182L183 45H181V43H180V46L178 47V45L177 44H179V43H177V40H175V39H173ZM193 37V36H192ZM206 37H208V36H206ZM211 37H212V35H211ZM236 37H237V35H236ZM34 38H36V37H34ZM96 38H93V39H96ZM143 38V39H144ZM151 38V37H150ZM184 38L185 37H183L182 39H180V40H184ZM5 39H7V38H5ZM38 39V38H37ZM36 39V40H37ZM45 39V38H44ZM65 39V38H64ZM71 39V38H70ZM87 39V38H86ZM89 39V38H88ZM87 39V40H88ZM93 39L91 40L90 39V41H93ZM114 39H116V37L114 38ZM113 39V40H114ZM119 39V38H118ZM118 39H117V41H118ZM127 39H128V36H127ZM152 40H153V38H151ZM151 39H149V41L151 42ZM157 39H155V40H157ZM207 39V38H206ZM208 39H209V37H208ZM239 39V38H238ZM255 39V38H254ZM260 38H258L257 40H259ZM11 40V39H10ZM12 40H13V38H12ZM40 40V39H39ZM38 40V41H39ZM60 40V39H59ZM65 40H67V39H65ZM84 40H85V38H84ZM128 40H133V39H128ZM127 40V41H128ZM142 40V39H141ZM147 40H148V38H147ZM165 40V41H164ZM187 39H185V41H186ZM205 40V39H204ZM213 40H215V39H213ZM43 41V40H42ZM53 41V40H52ZM79 41V40H78ZM89 41V40H88ZM89 41V42H90ZM110 41V40H109ZM116 40L115 41H113V42H117ZM121 41V40H120ZM120 41H118V44L119 45H121V42ZM125 41V40H124ZM139 41V40H138ZM143 41H146V40H143ZM143 41H141V43L143 42ZM169 41V40H168ZM216 41V40H215ZM7 42V41H6ZM31 42V41H30ZM34 42V41H33ZM67 42V41H66ZM86 42V41H85ZM89 42H87V44L89 43ZM95 42V41H94ZM98 43H96L97 45L99 44V41H97ZM120 42V43H119ZM140 42V41H139ZM138 42V43H139ZM154 42H157V41H154ZM160 43H161V41H159ZM176 42V43H175ZM182 42V41H181ZM257 41H255V43H256ZM4 43V42H3ZM8 44L10 43L9 42V40H8V42H7ZM6 43V44H7ZM34 43H36V42H34ZM39 43V42H38ZM75 43V42H74ZM78 43V42H77ZM77 43H75V44H77ZM91 43V42H90ZM95 43H94V45H95ZM100 43H101V41H100ZM103 44L105 43V42H102ZM110 43H112V42H110ZM114 43V44H115ZM144 43V42H143ZM146 43H147V41H146ZM183 43V42H182ZM186 43V42H185ZM184 43V44H185ZM191 43V42H190ZM215 43V42H214ZM260 43H262V41L260 42ZM5 44V43H4ZM11 44V43H10ZM53 44V43H52ZM62 44H64L63 42L60 44L61 46H62ZM113 43H112V45L111 46H113L114 45ZM125 44H128V43H125ZM124 44V46H126ZM132 43H130V45H131ZM136 44H137V42H136ZM152 44H153V42H152ZM151 44V45H152ZM187 44V43H186ZM186 44H185V46H186ZM216 44V43H215ZM214 44V45H215ZM13 45V44H12ZM33 45H35V44H33ZM36 45H37V43H36ZM59 45V44H58ZM65 45V44H64ZM70 45H72L71 43H70ZM101 46H102V44H100ZM109 45V44H108ZM117 45V44H116ZM116 45H114L115 47H116ZM118 45V46H119ZM150 45V44H149ZM148 45V46H149ZM154 45H155V43H154ZM159 45V44H158ZM158 45H156L157 47H158ZM217 45V44H216ZM262 45H263V43H262ZM6 45H3V44H0V75H1V78H2V74H4L5 75V73L6 72H9L8 70H7V66H10L9 65V63H7L6 62V60H5V58L7 57L6 55L4 56V54L6 53V47H5ZM39 46H40V43H39ZM50 46H51V44H50ZM69 46V45H68ZM88 46V45H87ZM113 46V47H114ZM117 46V47H118ZM122 46H123V43H122ZM137 47L139 46V44L138 45H136ZM147 46V45H146ZM217 46H219V45H217ZM216 46V47H217ZM56 47V46H55ZM55 47H54V49L53 50H55ZM92 47V46H91ZM98 47H99V45H98ZM98 47H96V48H98ZM104 47V45L102 46V48ZM151 47H153V45L152 46H150L149 48L151 49ZM164 47V48H163ZM176 48V49H174L173 50V48ZM214 46L212 45V48H213ZM257 47V48H256ZM12 48V47H11ZM11 48H10V51H11ZM24 48V47H23ZM50 48V47H49ZM53 48V47H52ZM73 48V47H72ZM75 48H79V47H75ZM82 48V47H81ZM94 48V47H93ZM122 48V47H121ZM127 48H129V49H133V47L131 48V47H128L127 46ZM134 48H136V47H134ZM146 49L148 48V47H145ZM245 48V49H246ZM39 49H41V48H39ZM58 49H60V47L58 48ZM62 49V48H61ZM77 49H76V51H77ZM95 49V48H94ZM141 50V48H137V49H133L134 51H136V50ZM143 49H144V46H143ZM155 49V48H154ZM168 49V51H166ZM26 50V49H25ZM52 50V49H51ZM72 50V49H71ZM83 50V49H82ZM81 50V51H82ZM90 50H92V49H90ZM95 50H100L101 51V47H100V49L98 48V49H95ZM106 50H110V49H107L106 48ZM105 50V51H106ZM114 50V49H113ZM119 50H120V48H119ZM119 50H117V51H119ZM124 50V49H123ZM128 50V49H127ZM130 50V51H131ZM139 50L138 51H136V52H133L132 51V54H134V55H136L137 54V52H139ZM215 50H216V48H215ZM226 50H227V48H226ZM8 51V50H7ZM10 51H9V54H10ZM50 51V50H49ZM55 51H60V50H55ZM62 51H64V49L62 50ZM80 51V52H81ZM86 51V50H85ZM94 51V50H93ZM111 51V50H110ZM116 51V52H117ZM120 51H122V50H120ZM144 51V50H143ZM146 51V50H145ZM148 51V50H147ZM154 51H152V54H153V52ZM213 51H214V49H213ZM228 51V50H227ZM26 52H27V50H26ZM42 52V51H41ZM41 52H39V53H41ZM44 52V51H43ZM43 52H42V54H43ZM87 52V51H86ZM114 52V51H113ZM113 52H109V57L110 56H112L114 53ZM128 52V51H127ZM151 51H149V53H150ZM166 52V53H165ZM211 54H210V53ZM235 52V51H234ZM11 53H12V51H11ZM20 53H19V56H20ZM25 53V52H24ZM52 53H54L53 51H52ZM56 53V52H55ZM59 53V52H58ZM60 53H61V51H60ZM59 53V54H60ZM63 53V52H62ZM61 53V54H62ZM70 53H72V52H70ZM77 53V52H76ZM89 53H91L90 51H89ZM98 53H100L99 51H98ZM106 53V52H105ZM143 54H144V52H142ZM141 53V54H142ZM236 53V52H235ZM26 54H28V53H26ZM36 54V53H35ZM46 54V53H45ZM64 54H65V52H64ZM82 54V53H81ZM81 54L79 55L80 56V58H81ZM96 54V53H95ZM102 54V53H101ZM126 54V53H125ZM130 54H131V52H130ZM142 54V55H143ZM146 54H147V52H146ZM162 54V55H161ZM220 54H221V52H220ZM242 54V53H241ZM50 55V54H49ZM87 55H89V54H87ZM114 55H116V54H114ZM120 55L122 56V54L120 53ZM119 55V56H120ZM145 55V54H144ZM150 55V54H149ZM157 55V56H158ZM224 55V54H223ZM226 55V54H225ZM234 55V54H233ZM2 56H4L5 58L4 59H2ZM18 56V55H17ZM48 56V55H47ZM46 56V57H47ZM55 56V55H54ZM61 56V55H60ZM62 56H63V54H62ZM65 56H67V55H65ZM64 56V57H65ZM78 56V55H77ZM92 56V57H91ZM91 56H89L90 57V59L91 58H93V53H92V55ZM99 56V55H98ZM147 57H148V55H146ZM153 56V55H152ZM167 56V57H168ZM249 56H250V59H249ZM24 57V56H23ZM29 57H31V55L29 56ZM59 57V56H58ZM57 57V58H58ZM88 57V58H89ZM95 57V56H94ZM100 57V56H99ZM106 57H108V56H106ZM105 57V55H104V57H102V60H103V58H105V59H109V57L108 58H106ZM113 57V56H112ZM118 57V56H117ZM117 57H115L116 59H117V61H116V59H113V62H117V64H115V63H113L112 62V64H115L114 66H118V64H120L121 63V60H120V62H118V60L120 59V57H119V59L117 58ZM122 57H128V60H130L129 59V57L130 56H125L124 54H123V56ZM135 57V56H134ZM134 57L132 56V60L134 59ZM137 57H138V55H137ZM145 57V56H144ZM151 57V56H150ZM154 57V56H153ZM152 57V58H153ZM245 57V56H244ZM7 58H10V56L9 57H7ZM35 58V57H34ZM38 58H39V56H38ZM47 58H49V56L47 57ZM45 59V60H48V59ZM51 58V57H50ZM88 58H86V59H88ZM96 58H97V56H96ZM95 58V59H96ZM139 58V57H138ZM146 58V57H145ZM145 58H140L141 60L143 59H145ZM157 58V57H156ZM162 58V59H163ZM18 59H20V58H18ZM18 59H16V62H14V63H18L17 61H18ZM30 59V58H29ZM29 59L28 60H26V61H28V62H30L31 63V61H29ZM32 59V58H31ZM40 59H41V55H40ZM99 58H97L96 59V61L98 60ZM104 59V60H105ZM121 59H123V58H121ZM140 59H139V62H141L140 61ZM165 59H167L166 61H165ZM198 61H197V60ZM37 59H34L33 61H36ZM42 60V59H41ZM40 60V61H41ZM43 61V62H46V61ZM112 60V59H111ZM111 60L109 61L110 63H111ZM128 60L127 61H122L123 62V65H124V67L125 66H127L128 65V68H129V62H128ZM132 60H130V61H132ZM135 60H136V58H135ZM153 60V59H152ZM156 60L155 61H153V62H156ZM242 60H244V59H242ZM14 61V59L11 61V63ZM20 61H22V59H20ZM39 61V60H38ZM49 61V60H48ZM83 61H85V60H83ZM93 61V60H92ZM108 61V60H107ZM138 61V60H137ZM147 61H149V59L147 60ZM165 61V62H164ZM194 61L196 62H198V65H197V62L195 63L196 64V66H198L197 68H193V69H187L186 67H188V63L189 62H191L192 63V65L193 66H195L193 63H194ZM25 63V61H24V58H23V61H22V63ZM27 62V63H28ZM42 62V63H43ZM74 62V61H73ZM99 62V61H98ZM102 62V61H101ZM128 64H127V63ZM133 62V61H132ZM131 62V63H132ZM143 62V61H142ZM248 62V61H247ZM26 63V64H27ZM30 63H28V65L30 64ZM35 63V62H34ZM33 63V64H34ZM38 63V62H37ZM36 63V64H37ZM48 63V62H47ZM51 63H52V61H51ZM90 63H91V60H90ZM90 63H89V65H90ZM92 63H94V61L92 62ZM104 63V61L102 62V64ZM134 63V62H133ZM144 63H146V62H144ZM143 63V64H144ZM186 63H187V65H186ZM210 63H214L213 64V66L211 67V65H210ZM33 64H30V66H31V71L33 72L34 70H32V67H35V64H34V66H32ZM49 64V63H48ZM88 64V63H87ZM101 64V63H100ZM102 64H101V69H102V67H104L105 65H106V63H105V65L104 66H102ZM135 64H138V62L137 63H135ZM147 64V63H146ZM160 64V63H159ZM237 64V63H236ZM248 64V63H247ZM38 65H39V63H38ZM131 65H133V64H131ZM130 65V66H131ZM139 65H140V67H141V69H142V67L143 66H141V63H139ZM156 65H158L157 64V62H156ZM155 64L153 65V66H156ZM191 65V66H192ZM239 65V64H238ZM249 65V64H248ZM122 66V65H121ZM121 66H118V72L120 71V73L118 74V75H122L123 73H122V71L123 70H125L124 69V67L123 68H121V69H119ZM138 66V65H137ZM150 66H152V65H150ZM148 67V69H152V68H154V67ZM190 66V67H191ZM192 66V67H193ZM241 66V65H240ZM11 67V66H10ZM15 67V66H14ZM18 67H19V65H18ZM18 67H16V68H18ZM20 67H22V66H20ZM36 67H37V65H36ZM39 67V66H38ZM37 67V68H38ZM46 67V66H45ZM90 67V66H89ZM96 67H98V66H96ZM111 67V66H110ZM139 67V66H138ZM145 67V66H144ZM242 67H244V66H242ZM253 68H254V66H252ZM16 68H13V70H12V72L14 71V69H16ZM26 68H27V65H26ZM36 68V69H37ZM95 68V67H94ZM108 68H109V65H108ZM125 68H127V67H125ZM135 68L137 69V67L135 66ZM147 68V67H146ZM146 68H144V69H142V71H141V69L140 68H138V69H140L139 71L140 72H142L143 73V71L146 69ZM48 69V68H47ZM104 69V68H103ZM110 69V68H109ZM136 69H134L135 71L133 72V73H135L137 70ZM147 69V70H148ZM227 69V70H226ZM239 69V68H238ZM17 70H23L22 68H18ZM17 70H15V71H17ZM28 70V69H27ZM26 70V71H27ZM111 70V69H110ZM132 70V67L130 68V70H128V74L130 73V71ZM154 69H153V71H155ZM248 70V69H247ZM36 71H41V69L39 70V68H38V70H36ZM49 71V70H48ZM48 71H47V75H48ZM104 71H106L107 73H108V70H103L102 72L104 73ZM112 71V70H111ZM114 71H115V69H114ZM150 71H152V70H150ZM199 71H203L204 72V75H203V72H201V76L200 77H198V78H194V76H195V74L197 73V72H199ZM251 71V70H250ZM257 71H256V73H257ZM21 71H18L17 73H16V75L17 76H22L21 74L23 73V71H22V73H20ZM24 72H25V70H24ZM28 72H29V70H28ZM28 72H25L26 73V75L28 74ZM101 72V70H100V73L102 74V75H106V73L105 74H103ZM113 72V71H112ZM118 72H115V73H118ZM145 72H146V70H145ZM144 72V73H145ZM155 72H157V71H155ZM230 72V71H229ZM232 72V71H231ZM230 72V73H231ZM240 72H241V70H240ZM14 73V72H13ZM25 73H23V76H25L24 74ZM31 73V72H30ZM35 73V72H34ZM41 73L43 74L44 72H40V73H37V75H39L40 74V76H41ZM95 73H96V71H95ZM94 73V74H95ZM111 73V72H110ZM110 73H108L107 75L109 76V75H111ZM115 73H113L114 74V76H115ZM139 73V72H138ZM137 73V74H138ZM149 73V72H148ZM236 73V72H235ZM251 73V72H250ZM255 73V74H256ZM8 73H6V76H8L7 75ZM46 74V73H45ZM97 74H99V73H97ZM146 74H147V72H146ZM145 74V75H146ZM153 74V73H152ZM222 76H221V75ZM231 74H234V73H231ZM237 74H239V72L237 71ZM241 74V73H240ZM244 74V73H243ZM16 75H14V76H16ZM34 75V74H33ZM36 75V74H35ZM36 75V76H37ZM46 75V76H47ZM54 75V74H53ZM106 75V76H107ZM124 76H126L125 75V73L123 74ZM122 75V76H123ZM134 75V74H133ZM133 75H130V77H132ZM139 75V74H138ZM149 75V74H148ZM147 75V76H148ZM151 75V74H150ZM158 75V74H157ZM198 75V74H197ZM199 75H200V73H199ZM225 75H226V72H225ZM257 75V74H256ZM260 75V74H259ZM6 76H4L3 77V79H4V81L8 78V77H6ZM28 77H29V75H27ZM44 76V75H43ZM106 76H104L105 78H106ZM124 76L122 77V78H124ZM136 76V75H135ZM147 76H146V78H147ZM164 76V75H163ZM218 76H219V79H218ZM240 76V75H239ZM244 76H249V75H244ZM263 76V75H262ZM262 76H259V77H262ZM9 77H10V75H9ZM11 77H13V76H11ZM30 77H32L31 76V74H30ZM45 77V76H44ZM47 77H49L50 78V76L48 75ZM70 77V76H69ZM98 77H101V76H98ZM111 77H113L112 75H111ZM129 77V76H128ZM134 77V76H133ZM139 77H140V75H139ZM142 77H145V76H141L139 79H141ZM154 77V76H153ZM197 77V76H196ZM254 77V76H253ZM257 77V76H256ZM1 78H0V81H1ZM21 78H23L24 80H25V78H26V80L27 79H29V78H27V77H21ZM38 78V77H37ZM46 78V77H45ZM121 78V77H120ZM121 78V79H122ZM145 78V79H146ZM239 78H241V76L239 77ZM242 78H243V76H242ZM241 78V79H242ZM245 78V77H244ZM264 78V77H263ZM3 79H2V81H3ZM22 79V80H23ZM35 79H36V77H35ZM39 79V78H38ZM41 79V78H40ZM44 79V78H43ZM43 79H41L42 80V82H44L43 81ZM137 79V77L135 78V80ZM138 79V80H139ZM151 79V78H150ZM150 79H147L148 81L150 80ZM248 79H252V77L251 78H248ZM254 79V78H253ZM252 79V80H253ZM256 79H260V78H256ZM255 79V80H256ZM9 80V79H8ZM18 80V79H17ZM32 81H33V77H32V79H31ZM105 80V79H104ZM111 80H114V78L113 79H111ZM142 80V79H141ZM144 80V79H143ZM142 80V81H143ZM152 80V79H151ZM2 81H1V83H2ZM3 81V83H5ZM15 81V80H14ZM28 81V80H27ZM35 81V80H34ZM34 81H33V83H34ZM52 81H54V80H52ZM123 81H125L126 82V79L124 78V80L122 79V82ZM133 81H134V79H133ZM137 81V80H136ZM148 81H147V83H148ZM249 81H251V80H248L247 82H249ZM258 80H256V82H257ZM263 81V80H262ZM6 82H7V80H6ZM21 82V81H20ZM20 82H19V84H20ZM36 82V81H35ZM41 82V81H40ZM94 82V81H93ZM106 82H108V79L106 80ZM139 82V81H138ZM138 82H136V84H137V86H139L138 85ZM139 82V84H141ZM151 82V81H150ZM261 82V81H260ZM260 82H259V84H260ZM8 83L10 84V86H12L11 85V81L9 82L8 81ZM7 83V84H8ZM16 83V82H15ZM14 83V84H15ZM32 83V82H31ZM32 83V84H33ZM56 83V82H55ZM70 83V82H69ZM87 83V82H86ZM105 83V82H104ZM104 83H102L103 84V86H105V84ZM114 83V82H113ZM116 83V82H115ZM124 83V82H123ZM135 83V82H134ZM13 84V85H14ZM16 84H18V83H16ZM30 84V83H29ZM31 84V85H32ZM65 84V83H64ZM90 84V83H89ZM122 84V83H121ZM126 84L128 85V83H124V84H122V85H125L126 86ZM133 84V83H132ZM151 83H149V85H150ZM245 84V83H244ZM250 84H252V83H250ZM254 84H256V83H254ZM258 84V83H257ZM33 85H36V83H34ZM114 85V84H113ZM134 85V84H133ZM133 85H132V87H133ZM148 85V84H147ZM216 85V86H215ZM247 85H248V83H247ZM253 85V84H252ZM263 85V84H262ZM0 86H2V85H0ZM3 86H4V84H3ZM3 86L2 87H0V88H2L1 90L3 91ZM16 86H18V85H16ZM15 86V87H16ZM20 86H22V85H20ZM28 86V85H27ZM136 86V87H137ZM215 86V87H214ZM256 86V85H255ZM8 87V86H7ZM13 87V86H12ZM31 87H33V86H31ZM61 87V86H60ZM254 87V86H253ZM258 87H260V86H258ZM257 87V88H258ZM5 88V87H4ZM9 88V87H8ZM7 88V91H10V93L11 92H13L14 90H10V89H8ZM14 88V87H13ZM54 88H56V87H54ZM106 88V87H105ZM121 88H122V90L124 89V87H122L121 86ZM128 88H130V87H128ZM141 88V89H142ZM216 88H218V89H216ZM256 88V89H257ZM6 89V88H5ZM4 89V90H5ZM15 89V88H14ZM21 89H23V88H21ZM20 88H19V91L21 90ZM83 89V88H82ZM87 89V88H86ZM102 89H103V87H102ZM101 89V90H102ZM109 90H111V89H114L113 87H111V89L110 88H108ZM126 89V88H125ZM132 89H134V90H136L135 89V85H134V87L132 88ZM186 91H185V90ZM224 90V91H226V93L228 92V95H227V97L225 98V99H223L222 98V96H219V91L220 90ZM15 90H17V89H15ZM121 90V91H122ZM137 90H139V89H137ZM144 90V89H143ZM255 90V89H254ZM258 90H260V88L258 89ZM6 91V90H5ZM5 91H3V93H5ZM18 90H17V92H19ZM28 91H30V90H28ZM64 91V90H63ZM102 91H104V90H102ZM113 91V90H112ZM141 91L142 90H140L139 92H140V94H142L141 93ZM145 91H143V93L145 94ZM249 91V90H248ZM262 91H263V88H262ZM1 92V91H0ZM15 92V91H14ZM17 92L15 93V94H17ZM21 92L22 91H20V94H21ZM32 92V91H31ZM35 92H37V90L36 91H33L32 92V94H34ZM55 92V91H54ZM61 92V91H60ZM68 92V91H67ZM70 92V91H69ZM81 92V91H80ZM96 92H98V91H96ZM105 92H106V90H105ZM133 92V91H132ZM137 91H135V93H136ZM255 92V91H254ZM260 91H258L257 92V90H256V92L255 93H259ZM92 93V92H91ZM103 94H104V92H102ZM108 93V92H107ZM138 93V92H137ZM255 93H254V95H255ZM14 94V93H13ZM13 94H12V96H13ZM96 93H94L93 95H95ZM109 94V96H110V93H108ZM126 94V93H125ZM260 94H263V93H261L260 92ZM259 94V95H260ZM4 95V94H3ZM19 95V94H18ZM50 95V94H49ZM92 95V94H91ZM101 95V94H100ZM114 95V93H112V96ZM132 95H134V93H132ZM146 95V94H145ZM257 95V94H256ZM256 95H255V98H257L256 97ZM0 96H2L1 94H0ZM9 96H11L10 94H9ZM26 96V95H25ZM102 96H104V95H102ZM101 96V100L102 99H104L103 97ZM108 96V95H107ZM108 96V97H109ZM138 96H140L139 94H138ZM2 97H6L5 95L4 96H2ZM15 97H16V95L15 96H13V97H9V99H10V101H7L6 103L8 104V102H9V104L8 105H10L9 107H11L12 108V106L11 105H13L12 103H13V101H14V104L16 103L15 102V100H17V99H15ZM22 97H24V96H22ZM40 97V96H39ZM80 97V96H79ZM90 97V96H89ZM117 97V96H116ZM128 97V96H127ZM130 97L131 96H129V99H130ZM133 97V96H132ZM135 97V96H134ZM141 97V96H140ZM144 97V96H143ZM221 97V98H220ZM261 97V96H260ZM12 98V99H11ZM17 98H18V96H17ZM21 98V97H20ZM20 98H18V101H19V99ZM32 98H35L34 96L32 97ZM98 98H100L99 96H98ZM136 98V97H135ZM145 98V99H146ZM0 99H1V97H0ZM3 99V98H2ZM6 99V98H5ZM4 99V100H5ZM7 99H8V97H7ZM6 99V100H7ZM13 99H15V100H13ZM27 99H28V95H27ZM31 99V98H30ZM88 99V98H87ZM128 99V98H127ZM134 99V98H133ZM140 99V98H139ZM137 100V101H135L136 99H134L133 101H135V107H136V102L137 103H139V102H141L140 100ZM145 99H143V101L145 100ZM259 99H261V98H259ZM5 100V101H6ZM13 100V101H12ZM34 100V99H33ZM32 100V102H34ZM36 100V99H35ZM97 100H100V99H95V101H97ZM109 100H110V97H109ZM119 100H121V98L119 99ZM125 100H126V98H125ZM131 100V99H130ZM129 100V101H130ZM142 100V99H141ZM2 101V100H1ZM25 101H27V100H25ZM40 101H43V100H39V102ZM89 101V100H88ZM104 101V100H103ZM108 101V100H107ZM113 101V100H112ZM122 101L124 102V100L122 99ZM132 100L130 101L131 103H134ZM149 101V100H148ZM188 101H190L191 102V105H190V103L188 102ZM262 101H264V100H262ZM10 102H11V104H10ZM21 102H24V100H22ZM66 102V101H65ZM70 102H71V100H70ZM91 102H92V100H91ZM147 102V101H146ZM150 102V103H151ZM260 102V101H259ZM2 103H4L3 101H2ZM18 103V102H17ZM17 103H16V105H15V109H17L16 107H18L17 106ZM30 103H31V101H30ZM98 103V102H97ZM108 103H109V101H108ZM127 103H128V101H127ZM144 103H145V101H144ZM144 103H142L141 102V104L143 105ZM149 103V102H148ZM185 103V104H184ZM188 103V104H187ZM1 104V103H0ZM7 104H5L4 103V107H6L7 106ZM19 104V103H18ZM32 104V103H31ZM88 104V103H87ZM99 104H101V103H99ZM115 104H117L116 102H115ZM114 104V105H115ZM126 103H124V105H125ZM141 104H139V106L141 105ZM147 104V103H146ZM146 104H144V105H146ZM182 104H184V105H186V108H185V110L183 111V108L182 109H180L179 110V107L182 105ZM97 105V104H96ZM104 105V104H103ZM103 105H102V107H103ZM119 105V104H118ZM121 105H123L122 104V102H121ZM128 105H131L130 107L132 108V105L133 104H128ZM143 105V106H144ZM183 105V107H185ZM189 105V106H188ZM220 105V106H219ZM2 106V105H1ZM1 106H0V109H1ZM29 106V105H28ZM68 106H70V104L68 105ZM100 106V105H99ZM134 106V105H133ZM138 106V105H137ZM138 106V107H139ZM147 106L148 105H146V107L145 108H147ZM219 106V107H218ZM3 107V108H4ZM8 107V106H7ZM22 107H23V103H22ZM20 108V109H23V108ZM30 107V106H29ZM106 107V106H105ZM120 107V106H119ZM127 107H129V106H127ZM182 107V106H181ZM218 107V108H217ZM259 107H260V105H259ZM11 108H8V110L10 109L11 110ZM32 108V107H31ZM39 108H41V105L39 106ZM110 108V107H109ZM140 108V107H139ZM139 108H138V112H139ZM143 108V107H142ZM220 108V109H219ZM13 109V108H12ZM43 109V108H42ZM45 109V108H44ZM97 109H98V107H97ZM126 109V108H125ZM128 109H130V108H128ZM141 109V108H140ZM18 110V109H17ZM26 110H28V109H26L25 108V111ZM92 110V109H91ZM121 110V109H120ZM122 110H124V109H122ZM121 110V111H122ZM134 110H137V109H134ZM134 110L132 111L133 113H134ZM158 110V111H157ZM181 110H182V112H181ZM5 111V110H4ZM23 112L24 114H25V116H27L28 114V112ZM34 111V110H33ZM39 111H40V109H39ZM116 111V110H115ZM125 111V110H124ZM126 111H128V110H126ZM131 111V110H130ZM140 111H143V110H140ZM147 111H145V112H147ZM154 111V112H153ZM155 111L157 112L156 114H154L155 113ZM178 111H180L181 113H179ZM2 113L0 114V117H1V115H3V110L1 111ZM15 112V110L13 111V113ZM30 112V111H29ZM35 112V111H34ZM49 112V111H48ZM63 112V111H62ZM106 112V111H105ZM138 112H137V115H138ZM7 113V112H6ZM11 113V112H10ZM21 113V112H20ZM40 113V112H39ZM111 113V112H110ZM116 113V112H115ZM123 113V112H122ZM131 113V112H130ZM130 113H128V114H130ZM135 113H136V111H135ZM204 113H206V114H208V116H206V118H203V119H207V121H202V119L200 120H198V118L199 117H201ZM223 113H226V114H228V113H230L228 116L226 115V116H224L223 115ZM249 113V114H248ZM5 114V113H4ZM8 114V113H7ZM17 114V113H16ZM44 114V113H43ZM118 114V113H117ZM140 114V113H139ZM150 114V115H151ZM246 114H248V116L246 115ZM10 115L11 114H9L8 116L10 117ZM19 115V114H18ZM21 115H22V113H21ZM101 115V114H100ZM131 115H133V114H131ZM245 115V116H244ZM44 116V115H43ZM45 116H47V115H45ZM44 116V117H45ZM140 117H141V115H139ZM245 118H244V117ZM3 117L4 116H2V118H0V119H3ZM21 117V118H20ZM71 117V116H70ZM119 117H121V116H119ZM125 117H127V116H125ZM243 117V118H242ZM19 118L20 119H18V121L20 122V120L22 119L23 120V117L22 116H19ZM25 118V117H24ZM41 118H42V116H41ZM66 118V117H65ZM122 118V117H121ZM120 118V119H121ZM31 120H32V118H30ZM39 119V118H38ZM63 119V118H62ZM113 119V118H112ZM123 119V118H122ZM5 120V119H4ZM7 120H9V118H7ZM25 120H27V122L29 121L28 119H25ZM24 120V121H25ZM58 120V119H57ZM60 120V119H59ZM64 120V119H63ZM67 120V119H66ZM71 121H72V118L70 119ZM74 120V119H73ZM127 120V119H126ZM143 120V119H142ZM9 121H11V119L9 120ZM17 121V120H16ZM23 121V122H24ZM65 121V120H64ZM128 121V120H127ZM126 121V122H127ZM134 121H136V120H133V122ZM139 121H141V120H139ZM144 121V120H143ZM143 121L141 122V123H143ZM200 121H202V122H200ZM0 122H1V120H0ZM23 122L21 121V123L23 124ZM26 122V121H25ZM30 122H32V121H30ZM34 122H36V121H34ZM40 122V121H39ZM68 122V121H67ZM73 122V121H72ZM74 122H76V121H74ZM86 122V121H85ZM88 122V121H87ZM93 122V121H92ZM115 121H113V123H114ZM119 122V121H118ZM166 122H169V125L170 124H174V123H177V124H179L180 125V127L179 128H177L176 130L177 131H172L171 132V130H170V126H168L167 125V127L169 128L168 129V131L170 130V132H171V136H170V134L169 135H166V138H165V140L164 139H162V138H164V136L165 135H159L160 133H162L163 132V134H164V131H166V129H167V127H165V128H162V126L166 123ZM171 122V123H170ZM9 123V122H8ZM7 123V124H8ZM107 123H108V121H107ZM129 123V122H128ZM131 123V122H130ZM0 124H2V122L0 123ZM10 124V123H9ZM13 124V123H12ZM17 124V123H16ZM15 124V125H16ZM30 124V123H29ZM28 124V125H29ZM37 124V123H36ZM60 124H61V122H60ZM127 124V123H126ZM3 125H4V127L6 128H9L8 129V131L9 130H11L10 129V126L8 127V126H5L6 124L5 123H3ZM14 125V126H15ZM20 125L21 124H19V125H17V126H15V129L13 130V131H17L19 134H21V133H24V132H20L19 130H17L16 129V127H18V129H20ZM32 125V124H31ZM31 125H29V126H31ZM42 125V124H41ZM45 124H43V126H44ZM53 125V124H52ZM69 125H71V124H69ZM128 125V124H127ZM130 125V124H129ZM128 125V126H129ZM14 126H12L11 128H14ZM23 126H25V124L23 125ZM22 126V127H23ZM61 126H62V124H61ZM131 126H132V124H131ZM135 126V125H134ZM134 126H132L131 128H132V130H134L135 131V129H137L136 128V126L134 127ZM165 126V125H164ZM0 127H1V125H0ZM54 127V126H53ZM55 127H56V124H55ZM63 127V126H62ZM64 127H65V125H64ZM120 127V126H119ZM134 127V128H133ZM5 128H3L4 130H5ZM24 128V130H25V127H23ZM26 128H28V126H26ZM67 128V127H66ZM121 128V127H120ZM126 128H128V127H126ZM129 128H130V126H129ZM3 129H1V130H3ZM28 129H30V128H28ZM37 129V128H36ZM41 130L42 128H39V125H38V130ZM48 129V128H47ZM178 129H179V131H178ZM4 130H3V132H4ZM21 130V129H20ZM27 130V129H26ZM129 130V129H128ZM131 130V129H130ZM131 130V131H132ZM138 130V129H137ZM136 130V131H137ZM174 130V129H173ZM264 130V129H263ZM5 131H7V129L5 130ZM7 131V132H8ZM35 131V130H34ZM125 131V130H124ZM12 132V131H11ZM17 132H15V139L17 138V136L19 137V135H17L16 136V133ZM44 132V131H43ZM169 132V133H170ZM9 133H10V131H9ZM35 133H37V132H35ZM42 133V132H41ZM57 134H58V132H56ZM133 133H135V132H133ZM151 133V132H150ZM4 134H6V133H3L2 135L4 136ZM14 133H12L11 134V137H12V135H13ZM145 134H146V132H145ZM214 134L216 135L215 136V142H218L219 140H220V138L222 137V138H225V137H231V138H236V137H241L242 138V140H246V141H242V142H244V144L246 145V147H247V145H248V143L247 142H250V146H251V148H252V150H251V153L250 154H241L243 157H244V159L242 160V162L241 163H237V164H228V162L225 160V158L223 159L222 157H221V148L220 147H216V145H215V142H214V146L213 145H211L210 143H211V140H213L212 139V137L214 136ZM27 135V134H26ZM40 135V134H39ZM55 135V134H54ZM63 135V134H62ZM94 135H96V134H94ZM97 135H99V134H97ZM128 135H130V134H128ZM134 135V134H133ZM133 135H131V137H128V141H129V139L130 138H133ZM138 134H136L135 136H137ZM2 136V137H3ZM7 136V135H6ZM21 136V135H20ZM25 136V135H24ZM34 136V135H33ZM118 136H119V134L118 135H116V136H114V139H116V140H114L113 141V143H112V141H110V140H108V141H110V142H106V140H105V142L107 143V145L110 143V144H114V146H116L117 144H118V142H117V144L116 143H114L115 141H117V138H118ZM147 136V135H146ZM160 136H162V137H160ZM8 137V136H7ZM28 137H30V136H28ZM58 137V136H57ZM63 137V136H62ZM96 137V136H95ZM115 137H117V138H115ZM120 137V136H119ZM152 137V136H151ZM155 137L156 138H158L156 135H155ZM6 137H4V139H5ZM14 138V137H13ZM20 138V137H19ZM27 138V137H26ZM36 138V137H35ZM40 137H38V139H39ZM60 138V137H59ZM123 138V137H122ZM127 138V137H126ZM126 138H125V140H126ZM2 139V138H1ZM1 139H0V141H1ZM32 139H34V138H32ZM41 139L43 140V138L41 137ZM57 139V138H56ZM121 139V138H120ZM136 139V138H135ZM143 139V138H142ZM147 139V138H146ZM150 139V138H149ZM239 139V138H238ZM9 140H11V139H9ZM22 140H24V138L22 139ZM29 140H31L30 138H29ZM46 140V139H45ZM113 140V139H112ZM122 140V139H121ZM121 140H120V142H121ZM132 140V139H131ZM151 140H153V139H151ZM157 140V139H156ZM229 140H230V138H229ZM232 140V139H231ZM3 141V140H2ZM26 142H28V140H25ZM35 141V140H34ZM48 141V140H47ZM57 141H59V140H57ZM61 141V140H60ZM59 141V142H60ZM62 141H64V139L62 138ZM61 141V142H62ZM66 141H67V139H66ZM123 141V140H122ZM127 141V140H126ZM127 141V142H128ZM133 141L135 142V140L133 139ZM142 141V140H141ZM141 141H137L139 144H140V142ZM222 140H220V142H221ZM6 141H3V142H1V143H5ZM10 142V141H9ZM22 142V141H21ZM41 142V141H40ZM61 142H60V144H61ZM73 142H74V140H73ZM131 142V141H130ZM144 141H142V143H143ZM155 142H157V141H155ZM8 143V142H7ZM11 143V142H10ZM32 143H34L33 141H32ZM43 143V142H42ZM57 143V142H56ZM64 142H62V144H63ZM68 143V141L66 142V144ZM70 143V142H69ZM69 143H68V145H69ZM126 143V142H125ZM247 143V144H246ZM9 144V143H8ZM12 144H15L14 143V140H13V142H12ZM20 144V143H19ZM65 144V145H66ZM102 144V143H101ZM116 144V145H115ZM131 144V143H130ZM133 144V143H132ZM136 144V146L138 145L137 143H135ZM134 144V145H135ZM146 144V143H145ZM11 145V144H10ZM20 145H22V144H20ZM27 145V144H26ZM36 145V144H35ZM71 145H72V143H71ZM151 145V144H150ZM221 145V144H220ZM0 146H2V144L0 145ZM34 146V145H33ZM103 147H104V145H102ZM110 146V145H109ZM117 146H120L119 144L117 145ZM127 146H129V145H127ZM131 146V145H130ZM152 146V145H151ZM249 146V145H248ZM250 146H249V148H250ZM8 147V146H7ZM12 147V146H11ZM24 147V146H23ZM70 146H68V148H69ZM100 147V146H99ZM111 147V149H109L110 150V152H112L113 151V149H115V152L116 151H119V147L116 149V148H114L113 146H110ZM113 147V148H112ZM132 147H133V145H132ZM131 147V148H132ZM141 147V146H140ZM145 147V146H144ZM222 147V146H221ZM245 147V148H246ZM13 148V147H12ZM17 148V147H16ZM22 148V147H21ZM139 148V147H138ZM141 148H143V145H142V147ZM1 149H6V147H4V148H1ZM11 149V148H10ZM15 149V148H14ZM14 149H12L13 151H15ZM18 149V148H17ZM16 149V150H17ZM25 149H26V147H25ZM102 149V148H101ZM128 149V148H127ZM144 149V148H143ZM142 149V150H143ZM159 149V150H160ZM247 149V148H246ZM245 149V150H246ZM27 150V149H26ZM108 150V149H107ZM139 150H141V149H139ZM245 150H243L242 151V153L245 151ZM2 151V150H1ZM4 151V150H3ZM18 151H20V149L19 150H17V152L16 153H18ZM96 151V150H95ZM98 151H99V148H98ZM105 151H106V149H105ZM6 153L8 152V150L6 149V151H5ZM15 152H13V153H11V152H8L7 154H8V156L5 158V159H3L2 158V161H0V171L2 172V173H0V264H42L43 262H44V256H45V254H47L49 251H50V247L51 246H49L48 244H42V242L40 243L37 239H36V234L38 233V232H40L41 231V229L43 230L46 226H45V223L46 222H44L43 223V221H42V219L41 220H37V217H36V212H37V210L35 209V208H31V204H32V196H33V190H34V188H33V184H35V183H33L34 181H35V178H34V181L32 182V178L30 179L29 178V175H30V173H34V171H35V167L34 166H32V161L30 160L31 158H30V156H29V158H24L25 156H23L22 154H19V155H22L21 157L20 156H18V158H16V157H10V155H9V153L10 154H15ZM23 152V150L22 151H20V153H22ZM24 152H25V150H24ZM52 152H54V151H52ZM56 152V151H55ZM109 152V151H108ZM122 152V151H121ZM130 152H132L131 150H130ZM133 152H135L134 151V149H133ZM138 152V151H137ZM246 152V151H245ZM248 152V151H247ZM5 153V154H6ZM57 153V152H56ZM101 153H102V151H101ZM142 153H143V151H142ZM3 154H4V152H3ZM6 154V155H7ZM52 154V153H51ZM134 154V153H133ZM132 153H131V155H133ZM138 154V156H139V153H137ZM5 155V156H6ZM56 155V154H55ZM90 155V154H89ZM95 156H96V154H94ZM116 155H118V153L116 154ZM123 155V154H122ZM130 155V154H129ZM130 155V156H131ZM135 155V154H134ZM133 155V156H134ZM145 155V154H144ZM238 156L240 155V153L239 154H237ZM45 156V155H44ZM119 157V156H118ZM117 157V158H118ZM121 157V156H120ZM145 159H147V158H149L148 156H146L145 155ZM241 158V157H240ZM96 159H98L99 160V158H96ZM145 159H144V161L142 160L141 162H145V163H147L148 161H145ZM166 160H169V163H168V165H167V167L166 166H164V162L166 161ZM116 161V160H115ZM133 161V162H134ZM240 161H241V159H240ZM97 162V161H96ZM77 163V162H76ZM92 163V162H91ZM137 164V165H138ZM150 164V163H149ZM96 165V164H95ZM140 165L141 166H143V168L142 167H140ZM136 166V165H135ZM95 167H97V165L95 166ZM94 167V168H95ZM37 168V167H36ZM117 168V167H116ZM131 168V167H130ZM140 168V169H139ZM86 169V168H85ZM97 169V168H96ZM103 169V168H102ZM115 169V168H114ZM133 169V168H132ZM82 170H84V169H82ZM87 170H89V167L87 168ZM86 170V171H87ZM100 170V169H99ZM90 171H92V166H91V170ZM97 171V170H96ZM101 171V170H100ZM93 172V171H92ZM118 172V171H117ZM121 172V171H120ZM76 173V172H75ZM82 173V172H81ZM86 173V172H85ZM84 173V174H85ZM88 173L91 175V173L88 171ZM136 173V172H135ZM134 173V174H135ZM51 174V173H50ZM50 174H49V177H50ZM97 174H99V173H97ZM57 175V174H56ZM100 175V174H99ZM102 175H103V177L105 176V178H106V175H104L103 173H102ZM109 175V177H110V174H108ZM137 175V174H136ZM32 176H34V174L32 175ZM84 176V175H83ZM86 176H87V174H86ZM92 177V176H91ZM94 177V176H93ZM113 177V176H112ZM138 177V176H137ZM82 178V177H81ZM117 178V177H116ZM120 178V177H119ZM133 178V177H132ZM132 178H131V181L130 182H132L133 180H132ZM135 178H136V176H135ZM139 178H141V177H139ZM50 179V178H49ZM94 179V178H93ZM99 179V178H98ZM101 179H103V178H101ZM107 179H108V176H107ZM118 179V178H117ZM129 179V178H128ZM138 179V178H137ZM8 181V183H9V189H11L9 192H11L10 194L9 193H6L5 192V190H4V181ZM103 180H105V179H103ZM122 179H120V181H121ZM38 181V180H37ZM37 181H35V182H37ZM70 181V180H69ZM83 181H84V177H83ZM102 181V180H101ZM107 181V180H106ZM129 181V180H128ZM127 181V182H128ZM134 181H136V180H134ZM137 181H139V180H137ZM136 181V182H137ZM141 181V180H140ZM75 182V181H74ZM92 182V181H91ZM98 182H100V181H98ZM95 183L96 184V186H97V184L98 185H100V183ZM105 182V181H104ZM119 182V181H118ZM129 182V183H130ZM142 182V181H141ZM147 182V183H146ZM80 183V182H79ZM82 183H84V182H82ZM94 183V182H93ZM129 183H128V185H129ZM133 183V182H132ZM143 183V184H144ZM36 184H38V182L36 183ZM40 184H41V182H40ZM45 184V183H44ZM49 184H51V183H49ZM77 184V183H76ZM81 184V183H80ZM95 184H93V188L95 189V192H96V188H95ZM107 184H108V182H107ZM116 184V183H115ZM138 184H140V183H138ZM137 184V185H138ZM71 185V184H70ZM92 185V184H91ZM113 185V184H112ZM125 185H127V184H125ZM64 186V185H63ZM72 186V185H71ZM74 186V185H73ZM84 186H85V184H84ZM115 186H117V185H115ZM136 186V185H135ZM56 187H57V185H56ZM61 187V186H60ZM76 187V186H75ZM75 187H73V188H75ZM80 187V186H79ZM106 186H104L103 187V189L105 188ZM118 187H119V185H118ZM129 187H130V185H129ZM143 187V186H142ZM53 188V187H52ZM63 188V187H62ZM83 187H80L79 188V190L78 191H75V195L74 196H72L73 198L72 199H74V197L76 196V193L77 192H80V193H82L81 191H83V190H81ZM87 189H86V191L88 190V187H86ZM91 188V187H90ZM137 188H138V186H137ZM46 189V188H45ZM59 189H61V188H59ZM76 189V188H75ZM84 189V188H83ZM94 189H91V191L93 190L94 191ZM102 189V188H101ZM101 189L98 191V193L101 191ZM102 189V191H101V193L100 194H102V192L104 191ZM108 189V188H107ZM110 189H112V188H110ZM108 190V193H110L109 191H111V190ZM113 189H115V187L113 186ZM112 189V190H113ZM118 189V191H119V189L120 188H117ZM117 189H115V192H116V190ZM123 189V188H122ZM134 189H135V187H134ZM50 189H48V191H49ZM56 190V189H55ZM62 190H64V189H62ZM71 190V189H70ZM90 190V189H89ZM141 190V189H140ZM51 191H52V189H51ZM57 191H60V190H58L57 189ZM57 191H55V193H57ZM85 191V190H84ZM93 191L91 192V193H93ZM114 191V190H113ZM131 191V190H130ZM135 191L137 192V190L135 189ZM54 192V191H53ZM64 193L65 192H67V189H66V191H63ZM70 191H68V193H69ZM73 192V191H72ZM69 193V194H73V193ZM94 192V193H95ZM114 192V193H115ZM132 192V191H131ZM131 192H129L128 194L129 195H131ZM139 192H141V191H138V193ZM13 193H15L16 195L18 194L19 196L17 197L16 196V199H13L12 197V194ZM41 193H44L45 195H46V193L45 192H41ZM54 193V195L56 196V195H59V194H55ZM59 193H61V191L59 192ZM79 193V194H80ZM84 193H86V192H84ZM89 193V192H88ZM88 193H86V194H88ZM92 194V195H95V194ZM97 193V192H96ZM97 193V195H99ZM119 193H120V191H119ZM119 193H117L116 195H118ZM123 193V192H122ZM53 194V193H52ZM69 194H68V196H69ZM111 194V193H110ZM137 194V193H136ZM141 193H139V194H137V195H140ZM143 194V193H142ZM51 195V194H50ZM65 195H66V193H65ZM92 195H91V199H92ZM96 195V196H97ZM116 195H114V194H112V196H114V197H116ZM122 195V194H121ZM133 195H134V192H133ZM132 195V196H133ZM49 196V195H48ZM52 196V195H51ZM51 196H49V197H51ZM64 196V195H63ZM62 196V197H63ZM90 196V195H89ZM101 196H103V195H101ZM125 196V195H124ZM128 196V195H127ZM144 196V195H143ZM57 197V200H58V197H60V195L59 196H56ZM78 197H79V195H78ZM87 197V196H86ZM98 197V196H97ZM114 197H111L110 199H111V201L114 203V201H113V199H114ZM121 197V196H120ZM129 197H131V196H129ZM135 197H137V196H134V198L133 197H131V199H137V198H135ZM52 198H54V196L52 197ZM61 198V197H60ZM64 198H67V197H64ZM88 198V197H87ZM104 198V197H103ZM113 198V199H112ZM138 198H139V196H138ZM149 198L151 199V200H149ZM69 199H70V197H69ZM100 199V198H99ZM99 199H98V201H99ZM108 199H109V197H108ZM109 199V200H110ZM118 199H120V198H118ZM117 199V200H118ZM122 199V201H124L125 199V201H124V203L126 202L127 203V198L126 197H124V199L123 198H121ZM52 200H54V199H52ZM55 200H56V198H55ZM60 200H62V198L60 199ZM66 200V199H65ZM67 200H68V198H67ZM66 200V201H67ZM92 200H94V199H92ZM109 200H108V202H109ZM115 200V199H114ZM63 201V200H62ZM65 201V202H66ZM69 201V200H68ZM84 201V200H83ZM86 201V200H85ZM95 201V200H94ZM93 201V202H94ZM97 201V200H96ZM102 201V200H101ZM120 202V204H121V200H119ZM136 201H138V199L136 200ZM139 201H141L140 199H139ZM138 201V204H140V203H143V202H139ZM59 202V201H58ZM64 202V201H63ZM62 202V203H63ZM88 202H92L91 200L90 201H88ZM103 203H104V201H102ZM106 203H108L107 202V200L105 201ZM115 202H118V201H115ZM132 202V201H131ZM133 202H135V201H133ZM67 203V202H66ZM66 203H63V204H66ZM81 202H79V205H81L80 204ZM84 203H86V202H84ZM95 203V202H94ZM105 203V204H106ZM124 203H123V206H124ZM56 204H57V201H56ZM59 204V203H58ZM58 204H57V207H59L58 206ZM69 204H70V202H69ZM77 204L78 203H76V206H77ZM87 204V203H86ZM105 204H103V205H105ZM119 204V205H120ZM137 204V203H136ZM135 203H134V205L132 206V209H133V207L136 205ZM78 205V206H79ZM93 205V204H92ZM97 205V204H96ZM99 205V204H98ZM110 205V206H109ZM109 205H105V206H109L110 208H111V205L112 206H114L113 204H111V202H110V204ZM119 205H118V207H119ZM126 205V204H125ZM66 206L68 207V204H66ZM70 206H71V204H70ZM72 206H73V204H72ZM105 206H103V207H105ZM122 206V205H121ZM120 206V207H121ZM126 206H129V204H127ZM144 206V205H143ZM142 206V207H143ZM62 207V206H61ZM64 207V206H63ZM108 207V209L106 208L105 209V215H107L106 214V210H109L110 208ZM115 208H117V206H114ZM113 207V208H114ZM131 207V206H130ZM136 207V206H135ZM137 207H138V205H137ZM141 207V208H142ZM56 208V207H55ZM73 208V207H72ZM94 208H96V207H92V209H94ZM101 208V207H100ZM98 209V211H96V212H100L101 211V209ZM122 208V207H121ZM124 208V207H123ZM122 208V209H123ZM125 208H127V207H125ZM139 208V207H138ZM138 208H136L137 209V211H140V212H142L141 211V208H139V210H138ZM23 209V211H25V213H23V212H20V210H22ZM59 209V208H58ZM61 210H64L63 208H60ZM71 209V208H70ZM78 209H80V207L78 208ZM91 209V210H92ZM96 209V210H97ZM118 209V208H117ZM131 209V210H132ZM56 210H57V208H56ZM68 210H69V208H68ZM75 210V209H74ZM74 210H71L72 212H74ZM119 210V209H118ZM78 211V210H77ZM95 211V210H94ZM123 212L125 211L124 209L122 210ZM126 211H128V208H127V210ZM136 211V210H135ZM58 212V211H57ZM102 212V211H101ZM100 212V214H102ZM113 211H111V213H112ZM115 212V211H114ZM114 212H113V215H114ZM134 212V211H133ZM132 212V213H133ZM61 213V212H60ZM65 213H66V211H65ZM116 213V212H115ZM119 213H120V211H119ZM127 213V212H126ZM131 212H129V214H130ZM131 213V214H132ZM134 213H136L137 214V212H134ZM143 213V212H142ZM142 213L140 214V216L141 217H143V215H142ZM68 215H69V213H67ZM98 214V213H97ZM117 214V213H116ZM121 214H123V213H121ZM119 215L120 217L119 218H117V219H120L119 221H121L124 217H122L121 218V216L122 215ZM144 214H146V213H144ZM39 215V214H38ZM61 215V214H60ZM63 215H64V213H63ZM85 215V214H84ZM99 215V214H98ZM124 215H126V214H124ZM133 216H134V214H132ZM71 216H72V214H71ZM101 216V215H100ZM100 216H99V218H100ZM103 216V215H102ZM101 216V217H102ZM116 216V215H115ZM130 217H131V215H129ZM133 216L131 217V219L133 218ZM151 216V215H150ZM53 217V216H52ZM56 217V216H55ZM54 217V218H55ZM70 217V216H69ZM68 217V218H69ZM73 217V216H72ZM75 217V216H74ZM113 217V216H112ZM127 217V216H126ZM129 217V218H130ZM135 217V216H134ZM71 218V217H70ZM86 218V217H85ZM85 218H84V220H81L82 222L84 221V222H86L85 221ZM91 218V217H90ZM96 218H98V216L96 217ZM95 218V219H96ZM137 218V217H136ZM146 220L148 219V218H146V217H144ZM38 219H39V217H38ZM60 219H62V218H60ZM75 219H76V217H75ZM74 219V220H75ZM78 217H77V221H78ZM83 219V218H82ZM89 219V218H88ZM94 218L93 219H91V220H95ZM101 219H103V217L101 218ZM116 219V220H117ZM130 219V220H131ZM142 219V218H141ZM140 219V220H141ZM240 219L242 220V219H244L247 223L246 224H240L239 222H240ZM47 220V219H46ZM63 220V219H62ZM71 221L73 220L72 218L70 219ZM76 220H75V222H76ZM100 220V219H99ZM129 219H128V217H127V220H125L124 219V221H128ZM128 221L127 223H129L130 224V222H132V221ZM133 220V219H132ZM134 220H135V218H134ZM138 220V219H137ZM53 221V220H52ZM58 220H56V222H57ZM70 221V222H71ZM89 221V220H88ZM98 221V220H97ZM119 221H117V222H119ZM145 220H143V222H144ZM149 221V220H148ZM147 221V222H148ZM72 222H74V221H72ZM74 222V223H75ZM90 222V221H89ZM94 222V221H93ZM99 222V221H98ZM103 222V221H102ZM122 222H123V220H122ZM126 222H125V224H126ZM141 222L142 221H140V222H137V223H140L141 224ZM142 222V223H143ZM146 222V221H145ZM143 223V224H147V223ZM49 223V222H48ZM47 223V224H48ZM59 223H61V222H59ZM73 223V224H74ZM88 223V222H87ZM90 223H92V221L90 222ZM90 223L88 224V225H90ZM149 223V222H148ZM242 223V222H241ZM66 224V223H65ZM101 224V223H100ZM107 224V223H106ZM111 223L109 222V224H107L108 226L110 225ZM113 224H115V222L113 223L112 222V225ZM122 225H123V223H121ZM120 222H119V225H118V223H117V225L119 226V227H121L120 225ZM124 224V225H125ZM132 224V223H131ZM57 224H55V227H57L56 226ZM60 225V224H59ZM63 225V224H62ZM67 225V224H66ZM75 225V227H76V230H77V225H78V223L77 224H74ZM92 225V228L94 227L93 226V224H91ZM102 225V224H101ZM100 225V226H101ZM112 225H111V227H112ZM116 225V226H117ZM124 225H123V227H121V228H119V230L121 229V231L124 229ZM136 224H134L133 226H135ZM87 225L85 224V227H86ZM108 226H106V227H108ZM116 226H114V227H116ZM117 226V227H118ZM125 226H127V227H130V225L128 226L127 224L125 225ZM142 226H144V225H142ZM84 227V228H85ZM111 227H109V228H111ZM144 227H147V226H144ZM47 228V227H46ZM81 228V227H80ZM95 228V227H94ZM104 229H105V227H103ZM113 228V227H112ZM131 228V227H130ZM132 228H134V227H132ZM148 228V227H147ZM48 229V228H47ZM70 230H71V228H69ZM83 229V228H82ZM88 229H89V227H88ZM100 229V228H99ZM115 228H113V232L116 230H114ZM126 229H128V228H125L124 230H126ZM151 229H152V227H151ZM49 230V229H48ZM80 230V229H79ZM89 230H91V229H89ZM95 230V229H94ZM98 230V229H97ZM109 230V229H108ZM118 230V229H117ZM116 230V231H117ZM118 230V231H119ZM130 230L133 232V230L132 229H129L128 230V232L127 231H125V232H122V233H124V234H129L130 233ZM147 230V229H146ZM81 231V230H80ZM83 231V230H82ZM81 231V232H82ZM106 231V230H105ZM104 231V232H105ZM110 231V230H109ZM109 231H108V234H109ZM84 232V231H83ZM85 232L86 233H88L89 231H87V230H85ZM96 232V231H95ZM101 232H103V230L101 231ZM103 232V233H104ZM149 232V231H148ZM151 232V231H150ZM71 233V232H70ZM105 233H107V232H105ZM117 233V232H116ZM120 234H121V232H119ZM135 233H137V232H135ZM146 233V232H145ZM96 234V236H97V233H94L93 235H95ZM110 234H111V236H112V232H110ZM109 234V235H110ZM115 234V233H114ZM123 234V235H124ZM66 235V234H65ZM91 235H92V233H91ZM92 235V237H93V239H96L94 236ZM104 235V234H103ZM102 235V236H103ZM107 236V240H109V237L111 238V236ZM116 235H118V233L117 234H115V236ZM130 235V234H129ZM149 235V234H148ZM148 235H146L147 236V238L149 239L150 238V236L152 235V233H151V235L148 237ZM69 236V235H68ZM114 236V237H115ZM120 236V238L118 237L117 238V241H119V239H121V235H119ZM134 237H135V235H133ZM145 236V237H146ZM38 237V236H37ZM71 237V236H70ZM73 237V236H72ZM77 237V236H76ZM76 237H73V239L75 240V238ZM79 237V236H78ZM91 237V236H90ZM92 237H91V239H92ZM106 237V236H105ZM113 237V236H112ZM127 237V236H126ZM137 237V236H136ZM136 237H135V239H136ZM144 237V236H143ZM88 238V237H87ZM125 238V237H124ZM138 239L137 240H139V237H137ZM151 238H152V236H151ZM150 238V239H151ZM89 239V238H88ZM88 239H87V241H88ZM90 239V240H91ZM102 239V238H101ZM103 239H106V238H103ZM102 239V240H103ZM111 239H113V240H115V242H117L116 241V239H114V238H111ZM127 239V238H126ZM132 239V237L131 238H129V241H133V239ZM140 239H141V237H140ZM145 239V238H144ZM47 240V239H46ZM66 240V239H65ZM72 240V239H71ZM70 240V238H69V241H71ZM97 240H99V238H97ZM111 241V240H109L108 242L107 241H105V242H103V243H111V242H114V241ZM122 241L124 240L123 238L121 239ZM73 241V240H72ZM77 241V240H76ZM86 241V242H87ZM94 241V240H93ZM92 241V242H93ZM127 240H125V242H126ZM145 240H143V242H144ZM148 241V240H147ZM151 241V242H152ZM57 242V241H56ZM75 242V241H74ZM78 242V241H77ZM76 242V243H77ZM90 242V241H89ZM97 242H101V241H97ZM120 242V241H119ZM119 242L117 243V246H120V244H119ZM130 242V243H131ZM134 242H136V241H134ZM146 242V241H145ZM149 242H150V240H149ZM148 242V243H149ZM150 242V243H151ZM47 243V242H46ZM88 243V242H87ZM121 243V242H120ZM127 244H129L130 245V243H128V242H126ZM133 243V242H132ZM137 243V242H136ZM149 243V244H150ZM67 244V242L65 243V245ZM70 244V243H69ZM72 244H74L73 242H72ZM72 244H70L71 246H73ZM92 244V243H91ZM94 244H97V243H95V241H94ZM94 244H93V246H94ZM99 244V243H98ZM105 244H103V247L101 246L102 245V243L101 244H99V246H101V251L103 250V248H107L106 249V251H108V249L110 248V250H112L111 248V246H113L114 245V243H113V245H110L109 246V244H108V246L109 247H105L104 245ZM106 244V245H107ZM124 244V243H123ZM127 244H125L126 246H127ZM135 244V243H134ZM139 244V243H138ZM143 244V243H142ZM116 245V244H115ZM114 245V246H115ZM124 245V247H122V248H124L125 249V246ZM132 245V244H131ZM61 246V245H60ZM67 246H68V244H67ZM70 246V248H74V247H71ZM75 246H77L76 244H75ZM79 246V245H78ZM77 246V247H78ZM95 246H97V245H95ZM99 246H97V247H99ZM117 246H116V248H117ZM135 246H136V244H135ZM143 245H140V247H142ZM54 247V246H53ZM66 247V246H65ZM129 247V246H128ZM127 247V248H128ZM133 247V246H132ZM145 247V246H144ZM143 247V248H144ZM152 247L153 246H151V247H149L148 246V248H150V249H152ZM59 248V247H58ZM57 248V249H58ZM83 248H84V246H83ZM86 248V247H85ZM88 248H89V246H88ZM94 248H96V247H94ZM115 248V247H114ZM119 248H121V247H119ZM146 248H147V246H146ZM60 249V248H59ZM68 249V248H67ZM100 249V248H99ZM118 249V248H117ZM117 249L114 251V252H111V254L112 253H115L116 254V252H118L117 251ZM123 249V250H124ZM129 249V248H128ZM138 249H140L139 247H138ZM8 250V251H7ZM78 250H79V248H78ZM77 249L74 251V250H69L68 252H69V254L71 255V256H76V255H78L79 253V251H78ZM85 250V249H84ZM94 250V249H93ZM92 250V251H93ZM109 250V251H110ZM114 250V249H113ZM112 250V251H113ZM121 250V249H120ZM125 250H127V249H125ZM143 250H145V249H143ZM142 250V251H143ZM146 250H148V249H146ZM153 250V249H152ZM105 251V253L107 254V252ZM109 251H108V254H110L109 253ZM122 251V250H121ZM132 251V250H131ZM139 251V250H138ZM54 252V251H53ZM90 252V251H89ZM100 252V251H99ZM102 252H104V250L102 251ZM128 252V251H127ZM129 252H130V250H129ZM145 252H147V251H145ZM145 252H143V254L145 253ZM148 252H149V250H148ZM147 252V253H148ZM67 253V252H66ZM101 253V252H100ZM99 253V254H100ZM104 253V254H105ZM119 253V252H118ZM122 253H125L124 251H122ZM131 253V252H130ZM130 253H126V257H128V256H130V255H128L127 256V254H130ZM62 254V253H61ZM65 254V253H64ZM108 254H107V256H104L103 255V253H101V255H103L105 258H103V259H108V261H109V258H108ZM115 254H113L114 256H116ZM150 255H151V253H149ZM88 255V254H87ZM98 255V254H97ZM144 256V255H142V254H138V256H137V258L138 259H141V256ZM8 256L10 257V259H8ZM57 256V255H56ZM55 256V257H56ZM62 256V255H61ZM68 257H70V256H68ZM79 256H77L76 258H78ZM82 257H83V255H82ZM89 257V260H90V257H91V255L89 256H87V258ZM100 257V256H99ZM119 257V256H118ZM122 257V256H121ZM146 257V256H145ZM148 257V256H147ZM52 258V257H51ZM112 258V257H111ZM116 258V257H115ZM122 258H124V257H122ZM166 258V261L167 262H165V259ZM16 259H18V261L16 260ZM48 259V258H47ZM67 259V258H66ZM70 259H73V258H71L70 257ZM113 259H114V257H113ZM131 259H132V256H131ZM134 260H135V258H133ZM68 260V259H67ZM74 260H76V259H74ZM101 260V259H100ZM148 260V259H147ZM51 261V260H50ZM63 261H64V259H63ZM71 261H73V260H71ZM85 261V260H84ZM96 261V260H95ZM115 261V260H114ZM117 261V260H116ZM127 261V260H126ZM125 261V262H126ZM60 262V261H59ZM67 262H69V264H72V263H70V261H67ZM66 262V263H67ZM77 262V261H76ZM78 262H81V261H79L78 260ZM110 262V261H109ZM108 262V263H109ZM138 262V261H137ZM161 262H163V263H161ZM48 263V262H47ZM64 263V262H63ZM63 263H61V264H63ZM66 263H64V264H66ZM73 263H75V262H73ZM84 263V262H83ZM88 263V262H87ZM97 263V262H96ZM107 263V264H108ZM121 263H122V261H121ZM129 263V262H128ZM131 263H133V261H131ZM76 264V263H75ZM102 264V263H101ZM110 264H112V262L110 263ZM116 264V263H115ZM123 264V263H122ZM125 264H127V263H125ZM136 264V263H135ZM140 264V263H139Z\"/></svg>", "mask_w": 264, "mask_h": 264}]
</instances>
